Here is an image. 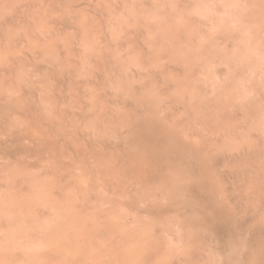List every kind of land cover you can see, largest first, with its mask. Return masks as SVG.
Returning a JSON list of instances; mask_svg holds the SVG:
<instances>
[{
	"label": "rangeland",
	"instance_id": "rangeland-1",
	"mask_svg": "<svg viewBox=\"0 0 264 264\" xmlns=\"http://www.w3.org/2000/svg\"><path fill=\"white\" fill-rule=\"evenodd\" d=\"M42 1L43 0H5V1L0 0V6H1L0 7V97H1L0 102L2 104V102H4L5 99L7 101L9 100L8 103H6L7 101L5 100V104L4 103H3L4 105L2 104V109H3L2 111H1V104H0V112L3 113V114L0 113V115L2 114L0 116V119L1 118L3 119V120L1 119L2 123H4V125H6V129L8 128V131H5V133L8 135L11 132L14 134H16L18 132L21 133L22 132L21 130H23V126H24L23 131H25L26 133L29 132L28 135H30V133L33 131L31 136H34L33 134H36L37 131L39 130L38 132L42 133L44 135L43 137L44 138L46 137V139H48V137H49V140H51L55 137L56 141H58V142H56L54 149H56V151L60 150L61 153L59 151L56 152L53 149L52 151H54V153L50 151V153L47 154L48 156L46 155V157H48V159L50 157L49 155H52L50 160H46V158H44L39 162L36 160V158H37V156H35L36 154L33 153V151L36 152V148L34 149V147H36V146H34V144L31 146V149H33V150L29 149V150H31L30 151L31 153L29 151H25V150L22 151L23 149L21 150L20 148L16 149V148H14V146H13V148H14V151H13L12 150L13 148H11L12 146H10V145L8 146V144H6L8 147H10V149L8 148V150H7V148H6L7 146L6 147L2 146L4 143L1 145L0 150L2 152H0V153L1 154L3 153L5 156L3 155V158L1 159L2 155L0 154V156H1L0 160H3V161L9 160L7 162H9V163L12 162V165H9V163H8V165L10 166L9 167L8 165H6L7 162L5 161V162H3V166H2L1 165L2 163L0 162V166L2 168L1 170L3 171L2 172L0 170V175H1L0 179L2 180V183H0V206H1L0 209H1L2 213H0V214L2 216V220L5 218L3 220V223H2L1 222V216H0V222H1L0 227H3L2 225H4V227H5L4 222L7 221L8 222V224H6L7 229L3 228L6 231H8V228L9 229L12 228V230L14 228L18 229L19 227L22 229L24 228V230H25L24 232L20 229H19L20 231L17 230L18 234L16 232V229L13 230V232L15 231V233H12L11 230H9V232H11L13 236L16 234L21 235V236H19L18 239L20 240V238H22L19 241L22 243H18V240L16 239L17 242L14 245V238L12 235L10 236L11 233H9V236L12 237L13 241L11 240V238H8V232L5 231L6 234L4 233L5 234L4 235L3 234L4 230L2 228H0V231L1 230L3 231V232L1 231L2 236L7 235V237H5V238L7 240L6 242L9 245L8 246L9 249H13V247H14L15 251H16L17 247H15V246L17 243H18L17 245L21 246V249H24L25 245H27L30 242L33 244V240L37 239L38 243H36L37 240L36 241L34 240L36 243V244L34 243V246L38 245V244L40 245L42 242V244L40 246L39 245L38 246L41 249H43L44 251L46 248L47 252H44L43 250H40V248L37 249V247H35V249H37L38 251L36 252V250L34 249L36 254H33L35 252L30 250V249H32L31 248L32 246L27 245V248L28 247L30 248L29 249L30 252L28 253V249L25 248L27 251L23 250V253L27 255V254H31V252H33L32 253L33 256H35V255H38V256H36L34 258L32 256L30 257V255L29 256L25 255L23 257V253H21V251H18L19 253H17V251H16V253H15V251H13L14 250L13 249L12 250L13 253L10 252V250L8 251V253L9 252H10V254L12 253L11 254L12 257H11L7 252H6L7 255L4 253L5 251H7V249H5V251H4V249L1 250V248H0V261H1V258L4 256L2 261L4 260L6 262H4L3 264H13V263L15 264V256L19 257V255H20V258H19L20 264L23 263V261H21V260H24V259L25 260H24L23 264H26V263L30 264V262H31L30 259L33 260L31 262L33 264H34V262L36 264L37 261H38V264L39 263L41 264L42 261H43L42 264L43 263L44 264H57V263L58 264H87V263L88 264H106V263L113 264L115 262H116L115 264H118V263L119 264H121V263L122 264H129L128 262H130V264H141V263L142 264L143 263L148 264L149 262H150V264H154L155 262L157 264H186V263L187 264H218V263L219 264H241V263L242 264H247V263L249 264L250 263L249 259L252 261L253 257L252 256L250 257V255L248 256V254L245 256H242V255H244L246 248H244L245 247V246H243L244 244L242 245V247H243L242 248L239 243H241V242L243 243L245 241L246 235H248V236L250 235V232L246 231L248 229L247 222H249L250 220L253 221L252 223L250 222V224H254V223L256 224L258 220H260L259 223H261V224H263V222H264V221H261V218H260V216L262 217L264 215L263 211H259L258 218H260V219L255 218V217H257V214H258V208L263 207V209H264V195H263L264 194V190H263L264 182L261 181L264 178L259 180L261 177H264L262 174V173H264V170H262L264 168L262 166L260 168V166H259V164H260L259 158L263 159L261 156L259 157V155L262 153L263 157H264V153L259 151V150H262V148H264V146H263L264 142L262 143V141H264V139H263V137H264V130H263L264 129V45H263L264 44V0H258V1L257 0H251V1L250 0H236V1L235 0H233V1L232 0H225V1L217 0V2H216V0H208V1L207 0H191V1L190 0H170V1L169 0H163L165 2L169 1L168 3H164L162 0H153V1L151 0L150 2H148L149 0H144V1L140 0L141 5H140L139 0H134V1L132 0V2H130V0H108V1L107 0H97V1L93 0L94 5H93L92 0H85V1L84 0H48V1H50L49 4L51 3V4H53V6H51V4L48 6L47 0H46V2H45V0L43 2ZM183 1H185V2L183 3ZM200 1H202V2H200ZM5 2H7V3H5ZM32 2H34V3H32ZM136 2H138V3H136ZM152 2H153V4H152ZM218 2H221V3H218ZM85 3H86V5H85ZM95 3H96V5H95ZM129 3H130V5H129ZM143 3H146V4H143ZM161 3L165 4V5L164 4L162 5L163 8L161 6ZM180 3H182V4H180ZM200 3H202V6ZM212 3H213V5H212ZM215 3H216V5H215ZM40 4L42 6H40ZM131 4H134V5H132V7H131ZM137 4L140 7H137L138 6ZM142 4H143V6L150 8V10L148 8H145V7H144L145 8L144 9L142 7ZM147 4H148V6H147ZM183 4L185 6L182 9L181 5L183 6ZM92 5L94 6L93 7L94 9H92ZM154 5L155 6L157 5V6L155 7ZM193 5H194V7H193ZM255 5H257V6H255ZM25 6H27V9ZM43 6H45V7H43ZM149 6H151V7H149ZM167 6H169V7H167ZM174 6H176V7H174ZM179 6H180V8H179ZM195 6L197 8H195ZM125 7H127L128 9H131V10L129 11ZM135 7H137L139 10L136 9ZM154 7H155V9H153V13H151L150 11H152V8H154ZM203 7H205V8H203ZM257 7H259V8H257ZM44 8L47 11H45ZM117 8L119 10H117ZM140 8H141V10H140ZM156 8H158V9H156ZM198 8H200V9H198ZM213 8L215 9L216 12L214 11ZM95 9H96L97 13L96 12L93 13L95 11ZM110 9H111V11H110ZM121 9H123V10H121ZM165 9H166V11H165ZM169 9L172 12H170ZM190 9H192L193 14L190 13L191 12ZM209 9H211V10H209ZM227 9H229V10H227ZM16 10H17V12H16ZM91 10H94L93 12H91V14L93 13L92 14L93 16H91V14H89ZM142 10H143V12L141 13ZM145 10H147V11H145ZM154 10H155V13L157 15L154 13ZM157 10H158V12H157ZM186 10H187V12H189V14H186L187 13ZM196 10H198L199 13ZM208 11H209V13H208ZM33 12H34V14H33ZM116 12H118V13H116ZM129 12H130V15H128ZM202 12H204V13H202ZM136 13H138V14H136ZM158 13L159 14L161 13V15L164 16V18L161 17V15H159ZM167 13H169L168 14L169 17H168V15H166ZM215 13H216V16H215ZM27 14L29 15L28 17H27ZM139 14L142 16H137ZM150 14L153 15L152 20L150 18L151 17ZM154 14H155V16L159 15L160 18L155 17ZM224 14H226V16ZM35 15H36V18L34 17ZM45 15H47V16H45ZM119 15H120V17H119ZM37 16H38V18H37ZM78 16H79V18H78ZM94 16H96L98 18H96ZM145 16H146V18H144ZM121 17H123V18H121ZM153 17H154V19H153ZM166 17H168V18H166ZM188 17L190 18V20ZM138 18L140 19V21ZM186 18H187V20H186ZM207 18H208L209 22L207 21ZM233 18H234V21H233ZM157 19H158V21H157ZM161 19H162V21H161ZM203 19H204V21H203ZM209 19H211V20H209ZM135 20H136V22L143 25V27L145 26V29L152 25L151 26L152 28L151 27L150 28L153 31L152 30L148 31L149 28H148V30H145L144 28H140V26H139L140 24L138 25V23H136ZM143 20L146 21L145 22L146 25H145ZM166 20H168V21H166ZM183 20H184V22H183ZM26 21H28V22H26ZM65 21H66V24H65ZM156 21L158 24H161V25L157 26L158 24L156 23ZM223 22H224V24H223ZM125 23H126V25H125ZM134 23L136 24V26ZM162 23L163 24L166 23L167 25H168V23H170L171 25L170 24H169V26L164 25V26H167L166 28H164ZM194 23H195V25H194ZM209 23H211V24H209ZM148 24H149V26H148ZM215 24H217V25H215ZM109 25H110V27H109ZM172 25H175L174 30L171 29L173 27ZM196 25L198 27H196ZM228 25H229V27H227ZM134 26L136 28H138V31H137V29L133 28ZM155 26H157L158 28ZM161 26H163V27H161ZM170 26H172V27H170ZM56 27H57V30H56ZM180 27H182L181 30H180ZM183 27H184V29H183ZM231 27H233V28H231ZM160 28H161V30H160ZM132 29L136 30V31H132ZM141 29H143V30L141 31ZM144 30L146 32H144ZM107 31H108V33H107ZM154 31H155V33H154ZM171 31H173V33ZM184 31H185V33H184ZM132 32H134V34L135 33L136 34L134 35ZM151 32L154 35H152ZM157 32H160V33L157 34ZM177 32L182 34V35H177L178 34ZM208 32H210V33H208ZM127 33L129 34L128 36H131V34H132V37H134L133 40L135 38H138V39H135L136 41L134 40V42H136L137 44L130 43L133 40H131L132 37H130L131 39L128 38ZM140 33L142 35H140ZM169 33H171L170 36L172 39L168 36ZM175 34H176V36H175ZM216 34H217V36H216ZM207 35H208V37L209 36H211V37L208 38ZM44 36H47V37L45 38ZM138 36H140V37H138ZM179 36H182V37H179ZM41 37H43V38H41ZM125 37H127V40L129 39L130 42L125 41L126 40ZM157 37H158V39H157ZM119 38H121V39H119ZM160 38H161V40H160ZM181 38H184V41H182ZM193 38H194V40H193ZM45 39H46V41H45ZM96 39H97V41H96ZM140 39H142V40L140 41ZM153 39L155 40L154 45L159 46V48H157V46L153 45V41H154ZM164 39H165V42H164ZM170 39L173 42H171ZM179 39H181V40H179ZM189 39L192 41V44H190L191 41ZM210 39L213 41H211ZM84 40H86V41H84ZM137 40H138V42L139 41L140 42L138 43ZM159 40L161 43L158 42ZM41 41H42V43H41ZM120 41H121V43H120ZM145 41L147 42V44H149L151 42L149 44V46H151L150 47L151 49L149 48V46L146 43H143ZM181 41L183 42L182 44L179 43ZM128 42L130 43V44H128L129 46L127 45ZM169 42H171V44L174 43L175 45L170 44L171 45L170 46L169 44H166ZM193 42H194V44H193ZM196 43H197V45H195ZM237 43H238V46H237ZM132 44H134V47L130 46ZM142 44H145L146 46L145 45L142 46ZM177 44H178V46H177ZM185 44L187 45V47ZM136 45L139 46V49L141 47L142 50L140 49V51H139L137 49L138 46L136 47ZM164 45L166 48L163 47ZM167 45H169L170 49H168ZM188 45H191V46H188ZM201 45H203V47ZM211 45H214V47H212ZM227 45L230 48L233 47V48H231L232 50ZM180 46H181V48H180ZM130 47H132V48H130ZM144 47L146 48V51H145V49H143ZM152 47H154V48L156 47L155 51L153 50ZM207 47L209 49H207ZM191 48H193V49H191ZM196 48H198V49H196ZM210 48H211V51H210ZM239 48H241V49H239ZM157 49H159V51L161 50L160 53H159V51L157 52ZM225 49H226V51H225ZM151 50H153L154 52ZM168 50H170V51H168ZM178 50L181 52L183 50L182 54L178 55V53H179ZM133 51H136L137 54L134 53ZM141 51H143V52H141ZM148 52L149 53L152 52V54H151L152 56ZM156 52H157V54L158 53L159 54L157 55ZM138 53L140 55H141V53L146 54L143 56H146L147 59L145 57L138 55ZM199 53L200 54L205 53V55H200ZM176 54L178 55L177 57L175 56ZM161 55H162V57H161ZM169 55H170V57H172V60L170 59ZM148 56H149V59H148ZM154 56H156V57H154ZM158 56H160V57H158ZM166 56H168V57H166ZM232 56H234V57H232ZM106 57H108V58H106ZM191 57H193V58H191ZM244 57H245V59H244ZM142 58H144V59H142ZM164 58H167V59L164 60ZM177 58L179 61L177 60ZM96 59L98 60V62L96 61ZM102 61H104V63ZM96 62L99 65H97ZM148 64H150V65H148ZM175 64H177L176 67H175ZM235 65H236V67H235ZM243 65H244V67H243ZM99 66H101V67L99 68ZM171 66L173 69L176 68L175 71L177 73L172 72V71H174L173 69L170 70L171 68H169V67H171ZM104 67H105V69H104ZM157 67H159L160 69ZM167 68H168L167 72L170 71L169 77H168L169 74H167L165 72ZM222 68H224V69H222ZM185 69H186V71H184ZM154 71H155V73L161 72L160 76H162V75H165V76H162V78H161V77H159V74L157 76V73H156V76H157V79H156ZM181 71L183 72L182 74H181ZM234 71H236V72L234 73ZM163 72H165V73L163 74ZM173 73H175L174 74L175 76H173ZM178 73L181 75V76H179L180 78L176 77L178 75ZM171 76H173V78ZM151 77H153V78H151ZM160 78L163 80H161ZM169 80L171 83L173 82L172 84L174 86L170 83V87H166V85L169 86V82H167ZM179 81H180V83H179ZM181 82H182V84L184 83L185 86H184V84L182 85ZM4 83H6V84H4ZM213 84L215 87L213 86ZM227 84H228V86H227ZM176 85L178 86V88ZM171 86H172V88H171ZM175 86H176V88H175ZM161 87H162V89H161ZM182 87H185V89H183ZM223 88L227 91H225ZM199 89L202 91L203 94L201 93V91ZM233 89H234V91H233ZM210 92L212 94H210ZM237 92H239V93H237ZM229 93H230V95H229ZM232 93H233V95H232ZM5 94H7L8 99L4 96ZM244 94H246V95L244 96ZM201 95H202V97L203 96L204 97L201 98ZM214 97H215V99H214ZM222 97H223V99H222ZM2 98H4V100ZM207 98L210 101L212 100L211 101L212 103ZM10 100H12V101L10 102ZM220 101H222V104L223 103H225V104L222 105ZM190 104H191V106L192 105L193 106L191 107ZM212 104H213V106H212ZM6 105H8V106L6 107ZM11 105H12V107H11ZM198 105H202V106H198ZM244 105H245V107H244ZM45 106H47V107H45ZM217 106H218L219 110L222 109L224 106L226 111L225 110L224 111L223 110H220V111L217 110L218 114L216 111V112H214L215 115L212 114V116H211L210 115L211 112L215 111L217 109ZM219 106H220V108H219ZM221 106H222V108H221ZM228 106H230V107H228ZM246 106H248V107H246ZM5 107H6V110H5ZM42 107H43V109H42ZM226 107H228V108H226ZM10 108H12L13 110H11ZM208 108H209V110L207 111V113H203V111L206 112V110ZM210 108L212 109V111ZM44 109L47 112H45ZM186 109H187V111H186ZM189 109L192 111L190 112ZM229 109L232 112L229 111ZM233 109H234V112H236L238 114L237 118L235 117L236 113L233 112ZM4 110L6 111V113ZM8 110H11L10 113ZM252 110L254 112L256 111L255 112L256 116H252L255 114V113H253ZM42 111H44V112H42ZM228 111L230 112V115H229ZM26 112H28V113H26ZM171 112H172V114H171ZM177 112H179V113H177ZM201 112H202V114H201ZM208 112H210V113H208ZM220 112H221V114L219 115ZM226 112L228 113L229 117L231 116V118H232V115H235V116H233L234 123L236 120H238V117L241 116L240 117L241 119L239 118L240 120L238 121V123L237 122L235 123L237 126L235 124H231L233 122L232 121L233 118L231 119L228 117V115L224 114ZM245 112H246V114H245ZM251 112H252V115H251ZM7 113L9 115H13V116L10 117L9 115H7ZM13 113H15V114H13ZM199 113H200V115H199ZM240 113H241V115H240ZM23 114L25 116H27V118L28 117L29 118L27 119L26 117L23 116ZM47 114L50 118L47 116ZM186 114L188 117L186 116ZM4 115H5V117H4ZM20 115L22 118L24 117L23 119L26 118L27 120H23L22 118H20ZM182 115H185V116H182ZM189 115H190L192 120L190 119ZM250 115H251V119H249L250 121H252L253 118L257 117L251 123L248 120V118H250L249 117ZM54 116H55V118H54ZM201 116H204V117H201ZM213 116H215V117H213ZM218 116L219 117L223 116V117L229 118V119L225 120L226 118L222 117L221 120L222 121L224 120L225 122L230 120L229 122H231V123L228 124L226 122L224 124V121L223 122L221 121L223 123V125L225 126V127H223L222 123L219 122L220 119L218 118ZM15 117H17V118H15ZM170 117H172V118H170ZM182 117L184 119H186L187 121L184 120ZM206 117H207V119H206ZM209 117L213 120V122L210 121L213 124H216V123H214L215 120L213 118H217L216 121H218L219 124L221 123L220 126H222V128L219 127V125L217 126V124L214 127L213 124L209 122V120H211V119H208ZM18 118H19V120H18ZM187 118L189 119V121ZM193 118L196 120L198 119L197 121H199V122H196L195 120H193ZM203 118H205V121L203 120ZM43 119H44V123H46L45 120H47L48 121L47 123H49V124H45L46 125L45 126L43 124V122L41 123L40 121H42ZM148 119H149V121H148ZM242 119L246 121L247 125H245V123L242 124V121H243ZM35 120H36V123L38 121L39 122L37 124H35V122H34ZM57 120L60 121L59 122L60 124H58ZM181 120L185 121V123L188 122L189 126L187 125V123L183 124V122ZM207 120H208L209 125H207V127H205L206 126L205 124H207ZM3 121H5L6 123ZM11 121L13 122L14 125L12 124ZM29 121L33 122L32 123L33 126L31 125V123ZM139 122H141L140 126H142V124L145 125V123L147 125L151 124L150 126H153L152 123H154V125L156 127L159 125L157 128L155 126L152 128V130L154 129L152 132L153 134H157V133L161 134L163 136V140H165V141L162 140V149H164V150H161V151L159 150V152H160V153L158 152L159 156L157 155V153L154 156L151 155L147 150L142 149L140 147V145H137L136 144L137 142H135V140H133V139H135V136L137 135V132H135V130L137 129L136 131H138V128H140V126L138 124ZM178 122L182 123L183 125L179 124ZM190 122H192L191 125H190ZM240 123L243 125V127L245 126L248 130L244 127L246 130L245 131L244 128H242V125ZM249 123H250V125H249ZM252 123H254V124H252ZM9 124L11 126H9ZM28 124H30V125H28ZM39 124H40V126H39ZM4 125L3 124L0 125V127H1L0 130H3ZM20 125H22V126H20ZM25 125L28 126V127H26V129H25ZM48 125H49V127H48ZM228 125H230V126L234 125L236 127H240L241 130L239 128L238 129L239 131H238L236 127L232 128L233 126H231L230 127L232 129V130L230 129V131L232 132L231 133L229 131V129L226 130L227 128H229ZM253 125H254V127H252ZM12 126L13 127L16 126L17 130H16V128H13ZM30 126L32 127L31 129H30ZM137 126H139V127H137ZM176 126H177V128H176ZM180 126H182V127H180ZM202 126L204 128V131H203ZM209 126H211L213 128L214 132L212 133V135H211L212 128ZM258 126H260V127H258ZM18 127H21V128H18ZM42 127L45 128L44 131L47 133H43ZM47 127L49 128L48 131H47ZM56 127L59 128L61 130V132H58V129H55ZM208 127L211 128L210 131H209ZM216 127L218 128V130ZM50 128L52 131H55L56 134H55V132H53L54 134H52ZM182 128H183V130H182ZM194 128L198 131L195 132ZM4 129H5V127H4ZM19 129L21 132L19 131ZM186 129L189 132V134L191 133L190 135L188 134L187 131H185ZM251 129H252V131H250ZM12 130H14L15 132ZM205 130H206V132H209V133H206ZM216 130H217V132H219V130L220 131L223 130V131H221V134H220V132L219 133L215 132ZM254 130L256 132H258V134L256 132H254ZM159 131H161V132H159ZM25 132H24V135H26ZM200 132H204L203 133L204 135L202 133L200 135ZM222 132H225L224 133L225 135H223ZM39 133L36 135H40ZM57 133H58V139L59 140L57 139ZM215 133H217V134H215ZM238 133H241V136H238V135H240ZM254 133L256 134V137L259 136L258 137L259 141L256 139V137H254ZM51 134L54 136L51 137L52 136ZM206 134H208V135L210 134V135L208 136ZM219 134L222 136V139L224 136H226V134H227V136L229 135L228 137H224V139H229L228 141L231 144H228L227 140H223L224 142H222L223 143L222 144L223 146H222L220 143L221 137H218V136H220ZM22 135H23V133H22ZM164 135L165 136L167 135L168 137H170V139H167V136L165 139ZM213 135L214 136L216 135V137H214ZM181 136H183V137H181ZM201 136H204V137L207 136L205 139L206 141L204 140V137H201ZM231 136L233 137L234 140L232 139ZM250 136H252V137H250ZM261 136H263V137H261ZM174 137H175V140H174ZM209 137H210V140H207V139H209ZM238 137H239V139H238ZM242 137H243V139H242ZM249 137L251 140L249 139ZM172 139L174 140V143L178 144V148L176 145L173 144ZM212 139H214V141ZM254 139L256 141H258V142L255 141L256 142L255 144H254ZM132 140L134 141V143ZM166 140L167 141L169 140V141L167 142ZM181 140H183V141H181ZM211 140L214 143H210V142H212ZM260 140H262V141H260ZM166 142L169 145V147H167L168 145L165 144ZM170 142L174 145V147L170 146ZM178 142L179 143L181 142V143L179 144ZM202 142H203V144H202ZM205 142H207V143H205ZM215 142L218 143V145ZM259 142H261L262 145H260ZM132 143H133V146H132ZM163 144H165V146ZM181 144H183L185 147ZM204 144L205 145L207 144V146H205ZM208 144H210V145L215 144V145L210 146ZM224 144H225L226 148H223ZM227 144H228V146H230V145H232V146L228 147V146H226ZM251 144H252V146H251ZM257 144H259L260 146ZM219 145H221L220 148H217V147H219ZM255 145H257L256 146L257 148L255 147ZM57 146H60V147H58L59 149H57ZM134 146L136 149L139 146V148L141 149V152L139 153L140 149L136 150L134 148ZM163 146H164V148H163ZM242 146H244V147H242ZM249 147L251 149H252V147H255V148H253V150L251 151ZM260 147H262V148H260ZM165 148L167 150L168 149L169 150L167 151V150H165ZM175 148L177 149L178 153L175 150ZM179 148L182 151H179L178 150ZM258 148H260V149H258ZM5 149H6V151L3 152V150H5ZM18 149H20L21 152L18 151ZM173 149L176 152L174 151L175 156H173V160H172L169 157L171 155L170 151L171 150L173 151ZM187 149L190 151H188ZM240 149H241V152H243V154L240 153ZM246 149L248 150V152H247L248 154L254 153L253 154L254 156H255V153L257 154V152H259L258 156L256 155V157H254L257 160L254 159L252 157V155L251 156L249 155L250 158L252 157V159H254V161H257L256 163H258V166L256 165V163H254L253 160L247 158L248 154H247V156L242 157L243 155H246L245 154ZM254 149H255V151H254ZM256 149H258V150H256ZM9 150H11L13 153L11 151H10V153H8ZM142 150H143V152H142ZM135 151H138L137 153H139V155L136 154V156H135V153H136ZM145 151L147 152L148 155L150 154L149 155L150 157L147 154L145 155V153H144ZM165 151H166V154H168L167 155L168 157L164 156V158H163V154L165 153ZM55 152L58 153V156L61 157V158L60 157L57 158V159H60V161L58 163H56L57 159H55V157H53L54 156L53 154H56ZM185 152H187V153L189 152L188 154L186 153V156L189 157L191 155L190 157L192 158L193 161H190L191 160V159H189L190 157L187 159V157L184 155ZM195 152L199 155H195ZM6 153L10 156L11 159H9V156ZM29 153H30V155H29ZM190 153H192L193 155ZM235 153H237V154L235 155ZM239 153H240V155H239ZM22 154H23V156H22ZM26 154H28L27 156H29L28 158L26 156L27 159H25ZM142 154H144V155H142ZM178 154H180L179 155L180 157H182V155H184L186 158H184V156H183L184 159L180 158V157L177 158ZM31 155L32 156L34 155V156L31 157ZM156 155H157L158 159L161 155L160 159L161 160L163 159V161H162V162H164L163 165H162V162L160 161V159L158 160L156 158ZM235 156L237 158H239V159H237V161H239V160L242 161L241 164H240V161L235 162L236 161ZM239 156H241V157H239ZM217 157L219 159H216ZM220 157H222V160L220 159ZM32 158H34V159H32ZM147 158L149 159V161L145 160ZM168 158L170 159V163H168V160H169ZM175 158L178 160L180 158L183 162L185 161L184 163H186V165L181 164L182 163L181 160H179L180 161V163H179ZM241 158H243V160L245 158L248 160H251L249 162L252 165V167L246 168V165L248 164V166H250V164H249V162L247 163L246 161H244L245 162L244 163ZM150 159H152V160H150ZM212 159H214V160H212ZM232 159H234V160H232ZM39 160H40V158H39ZM136 160H137V162H136ZM144 160L147 161L149 164L147 162H145ZM175 160H176V162H175ZM187 160L191 162L190 164L192 166L188 167V165H190V164H188ZM194 160H197V161H194ZM217 160H219L217 162L218 165L216 164ZM28 161L32 162L31 163L32 165ZM43 161H44V163H43ZM151 161H154V162L152 163ZM173 161L175 162V164H173ZM202 161H204V162H202ZM233 161L236 164H234ZM262 161L263 162H261V165L264 166V164H262V163H264V159ZM38 162H39V164H38ZM130 162H132L133 165L130 164ZM210 162L213 163L214 165L212 166V164H210ZM25 163H27L28 165L26 164L24 166ZM144 163L147 166H149L150 164L151 165L149 167H147ZM220 163H221V165H220ZM226 163H227V165H226ZM34 164H36L37 166L39 165L38 166L39 168L36 165L34 166ZM42 164L44 165V168H43ZM153 164H155V165H153ZM208 164L212 168L207 167V169H208L207 170L205 168ZM223 164H225V165H223ZM229 164H231V165L229 166ZM242 164H243L244 168L242 167ZM4 165H5V167H4ZM159 165L162 167L161 168L158 167ZM233 165L234 166L236 165V166L234 167ZM6 166H8V168ZM27 166H31L33 168L30 169L31 167L27 168ZM237 166L238 167L240 166V168H238ZM45 167H47V169H48L46 172H44L46 170ZM236 167H237V170L238 169L241 170V167L245 171H247V169H248V172H244L243 169L240 171V172L245 173L246 177L244 174H239L240 172L236 170V172L238 174V176H237L235 174L236 173L235 172ZM256 167H257V169H255ZM23 168H24V172H23ZM42 168H43V170H42ZM145 168L147 169V171H145L146 170ZM189 168H191V169H189ZM192 168H193V170H192ZM200 168L202 169V171H200ZM228 169H229V171H228ZM259 169L262 171H260ZM195 170H198L200 172L196 173ZM231 170H232V172L230 173ZM250 170H253V171H251L252 175H251V172L249 173ZM257 170H259L258 173H260V174L256 173ZM154 171H156V174ZM191 171H193L195 173L193 174ZM47 172H50V174L44 175V174H47ZM53 172H55L57 175ZM145 172H148V173H146V175H145ZM150 172H151V174H150ZM222 172H223V174H222ZM246 173H248L249 175H247ZM221 174L223 175V177L220 176ZM224 174H225V176H227L226 178L224 177ZM230 174H232V175H230ZM229 175H230V180H228ZM259 175H260V178L257 177ZM146 176L147 177L150 176V177L146 178ZM231 176H233V177H231ZM251 176L253 177V180L256 183L253 180H251L252 178H249ZM203 177L204 178L206 177L207 183H206V180L203 179ZM219 177H221V178H219ZM235 177L238 180H234ZM239 177L242 178V179H240V181H239ZM243 177L245 178V180ZM256 177H257V180H256ZM199 178H201V179H199ZM222 178L226 179V182L228 181V184L227 183L225 184V181H223L224 179H222ZM246 178H249V179L246 180ZM231 179H232V183H231ZM202 180H203V182L201 183ZM248 180H249V183H248ZM3 181H4V183H3ZM28 181H29V183H27ZM250 181L252 183H250ZM198 182L201 186L198 185ZM241 182H243V183L241 184ZM245 182H246V184H245ZM216 183L218 184V187L220 186L219 189H218ZM260 183H263V184H260ZM205 184H207V186ZM232 184H233V186H232V190H231L230 186ZM244 184L248 188H246L244 186ZM249 184H251V185H249ZM256 184H257V186H255ZM242 185L244 186V188ZM247 185H249V186H247ZM259 185H261L262 187ZM202 186H204V187L206 186L205 188L210 187L208 189H211L210 192H213V193L210 194L208 189H205V191H204V187H202ZM241 186H242V188H241ZM195 187H196V189H195ZM236 187L239 189H237ZM258 187H259V190H258ZM260 187L262 188V190ZM13 188H17V189H13ZM39 188H40V191H38ZM193 188L195 189L196 193L199 192L198 194H196L194 192V196H196V197H194L193 194L190 193V192H192ZM198 188H200V190ZM202 188H203V191L205 192V194H201V193H204L201 191ZM214 188H216V189H214ZM224 188H226V190ZM235 188H236V190H235ZM187 189L190 191V192H188L189 194H187ZM227 189H228V191H227ZM206 190H207V192H206ZM239 190H240V193H238V195H237L234 191H239ZM244 190H249V192H244L246 195H244V193L241 194ZM35 191H36V193H35ZM53 191H55V192H53ZM253 191L255 192V194ZM262 191H263V193H262ZM52 192L54 193L53 196L55 198L52 197V195H51ZM231 192H232V194H231ZM251 192H253V194ZM55 193H56V195H55ZM250 193L253 195V197L255 199L258 198L256 200H259L261 203L260 204L258 201L259 205H261V206H258V203L255 200L256 201L255 203H257V205L255 204L256 206L254 205V207H255V210L257 212H252V213H255L254 215L251 213V211H255V210H253L254 207H253V203H252V202H254V198H253V201L251 199H249V198H251V197H249V196H251ZM186 194L188 195V197ZM206 194H207V196H206ZM209 194L211 195V197H208ZM230 194H231V196H230ZM247 194H249V195H247ZM38 195L39 196L41 195L42 197L41 196L38 197ZM189 195H191L190 198H189ZM198 195H199V197H201L202 195L206 196L207 199L212 198L211 199L212 201L216 198L214 201L216 203L220 202L219 203L220 208L218 207L219 204H216V203L213 204L214 201H213V203L212 202L210 203V199L209 200L206 199V202L208 201L210 204L208 202H207L208 204L206 202H204V203H201L202 205H200ZM232 195L234 197H237V196L241 197L242 195H244L241 198L244 199L245 197H247L248 202L246 200L244 201L242 199H238V197H237V199L234 200L233 203H231L232 199H235L234 197H232ZM235 195H237V196H235ZM256 195L258 197H256ZM259 195H260V197H259ZM8 197H9V199H8ZM47 197H49L50 199ZM191 197H193V198H191ZM37 198H39L40 201ZM42 198L46 199L48 201L46 202V200H43ZM196 198L198 199V201H196L197 200ZM222 198H223V200H222ZM259 198H261L263 200H261ZM51 199L55 203V205H54L55 208L52 205L54 203L51 201ZM238 200H241V202ZM56 201H58V202L56 203ZM224 201H226V202H224ZM237 201L240 203V206H239V203H236ZM10 202H12V203H10ZM249 202H251L252 204H250ZM9 203H10V205L14 203L13 205L15 207H13V205L11 207L9 205ZM170 203H172V204H170ZM182 203L185 205L187 210H185L186 208H184V210H183L182 207H184V206H182L183 205ZM205 203L207 204V207H205V205H206ZM229 203H231V204H229ZM6 204H8L9 207ZM44 204L46 205V208L44 207L45 206ZM49 204L51 206V207L49 206L50 208L48 207ZM173 204H175V205H173ZM211 204H212V206H211ZM234 204H236V205L234 206ZM2 205H3V207H2ZM30 205H32V207ZM42 205L45 208V210L47 209L46 211L43 210L44 209L43 207L41 208ZM165 205H167L166 208L164 207ZM168 205L169 206L172 205L174 208L171 209L170 207H168ZM214 205H215V207L218 205L217 208H219V209H222V210L224 209L223 211L226 212L225 214H228L227 216L233 214L231 217L233 218L235 223H233L234 225L233 224L231 225V227L229 228V231L232 230L231 233L233 234V238H235L233 240V245L234 246L236 245L235 247L232 245V243H230L227 246V248H226L227 250L226 249L219 250V248L217 247V243H218L217 236L211 230V225H209L205 219L206 215L209 214V211L211 213V211L213 210ZM243 205L245 206L243 208V210H245L244 212L242 211V208L240 210V207ZM246 205L248 206V209L246 208L247 207ZM156 206H157V209L159 211L163 208L165 213L161 210L162 212L160 211L161 214L159 215L160 212L159 211L156 212L157 211ZM203 206L205 207V209L203 208ZM5 207H6V209H3ZM7 207H8V209H7ZM158 207H160V209ZM200 207H202V208H200ZM222 207H224V208H222ZM256 207H258V208H256ZM35 208L37 209V211ZM48 208L53 210V212L49 211ZM14 209L16 210V213H15ZM58 209L61 211H58ZM134 209L137 211H134ZM165 209H168V210H165ZM169 209L171 210V212ZM199 209H201V210H199ZM202 209H204V211H207V212L205 213L204 211H202ZM3 210H5V211H3ZM8 210H9V212H8ZM56 210L58 212H56ZM152 210L154 211V213L152 212ZM181 210L184 212H182ZM235 210L237 211V214H238V212L240 213V211H242L241 215L237 216ZM249 210H250V212L248 213ZM259 210H261V209H259ZM11 211H13L15 213V216L13 215L14 216L13 218H12L13 212H11ZM40 211L41 212L43 211V213H39ZM233 211H235V212H233ZM10 212H11V214H9ZM37 212L39 213V215L43 221H44L43 217L45 218V216H48V218H49V216L51 215L50 216L51 219H47V217L45 218L46 219L45 222L47 223L46 224L44 222V224L46 225V226L44 225L45 227L43 225H41V224H43V221L40 220L41 218L39 217ZM155 212L157 215H154ZM198 212H200V213H198ZM261 212L263 213V215H261L262 214ZM17 213H20V214H17ZM34 213H36V216H34V217L37 218V215H38L39 218H37V220L39 219V221H41V224L39 222V224L36 225L38 227V230L36 232H39V230L41 231V229H42L41 226L46 228L48 225H51L52 224L51 221H53L54 226L61 223L59 225H61V227H62L61 229H64V231L62 230L63 232L60 230V226H56L55 230L53 229L54 226L52 228L49 227L50 228L49 231L51 232V235H53V233H52L53 231H55L56 233L58 231L60 232L58 234H56L54 232L55 237L53 238V236H52V239H54L53 243H52L53 240H50V239L48 240V238L51 235H48L49 237L46 235L47 233H49L47 231L48 228H47V230L43 229L44 232L46 230L45 233L42 231L39 234L36 233V234H38L36 237L35 231L32 232V230H36L37 227L34 228L35 226H33V224H31L30 222H29V226L31 225L30 226L31 228L27 227L28 224H26L27 226H25V223H27L28 221H34L32 223H37V220L35 218H34L35 220L31 219V217L33 218V216H31V215H35ZM52 213H57V214H55L56 216L61 215V219L58 216L59 220H57V222H56V220H54V219H57V217L53 214L54 217L52 220V216H53ZM149 213L150 214L152 213L153 215L152 214L150 215ZM190 213H192L193 215ZM201 213L206 214V215L203 214V216L205 215L204 218H203ZM2 214L5 216H3ZM244 214H247L248 216H250L249 217L250 220L248 217L245 218ZM41 215H43V217ZM247 215H245V216H247ZM8 216L10 217V219H12V221L8 219L9 218ZM16 216H19L20 218L19 217L16 218ZM22 216L23 217L26 216V217L22 218ZM252 216H254V217H252ZM239 217L241 219L244 217V220H245L244 224L241 227L239 226L241 229L243 228L242 230L240 229L241 231L240 230L237 231V229H236V226L239 229L238 225H236L238 223V221H240ZM251 217H252V219L255 218V220H257V221L255 222L254 220L251 219ZM14 218H16L15 219L16 221L15 220L13 221ZM26 218H27V220H26ZM263 218H264V216H263ZM247 219H248V221L246 222ZM48 220H51V221L49 222ZM60 220H61V222H60ZM58 221H59V223H58ZM18 222L21 223L22 227ZM23 222H24V224H23ZM55 223H57V224L55 225ZM245 223H246V225H245ZM16 224H17V226H16ZM77 225H79L80 227H78ZM245 226L247 228H245ZM101 227H103L104 229ZM78 228H81L80 231L79 230L77 231ZM85 228L87 230H85ZM90 228H91V231H93V232H90V230H89ZM93 228H95L96 231H94L95 229H93ZM244 228H245V231H244ZM27 229H28V234H27ZM29 229H32V230H29ZM51 229H53V231H51ZM57 229H58V231H57ZM98 229H100V230H98ZM105 229H106V232H105ZM81 230L83 231L84 236H83V233ZM21 231L23 232V234L28 235V236L23 235V237L25 236L24 237L25 239H23L22 234H20V233H22ZM29 231L32 233V235L34 233L33 237H32V235H30L31 233H29ZM101 231H102V233H101ZM79 232L81 233L82 239H81V237H79V235H80ZM86 232H88V233H86ZM90 233L91 234L94 233L95 235L99 234V235H97L99 238L92 234V236H95L98 239V241L96 240L95 237L94 238L91 237ZM247 233H249V234H247ZM138 234H139V236H138ZM239 234H240V236L237 239L236 236H238ZM29 235L31 237H29ZM39 235L41 236L40 237L41 241H39V239H38ZM152 235H154V236H152ZM241 235L244 239L241 238ZM2 236L0 234V242L3 241L2 244H4L6 242H4L5 239H3ZM43 236L45 237V239L47 237L46 240H48L47 241L48 243L45 241ZM56 236H58L60 239L59 238L57 239ZM144 236H145V238H144ZM28 237L31 240H28L29 239ZM88 237L90 240L88 239ZM139 237H141V238H139ZM179 237H181V238H179ZM7 238L10 239V241ZM77 238H78V240H77ZM149 238L150 239L153 238V239L150 240ZM187 238H189V239H187ZM247 238H246V240H247ZM84 239H85V242H84ZM119 239H120V241H119ZM138 239H139V241H137ZM240 239L243 241H241ZM24 240H25V242H23ZM55 240H58V241L61 240L60 241L61 243L59 242L61 245L58 243V241L56 242ZM86 240L88 241V243H86L87 242ZM113 240L119 242L120 244L117 243V245H115L116 242L114 243ZM140 240H142V241H140ZM144 240H145V242H144ZM11 241H12V243H10ZM26 241L28 243H26ZM63 241H65V242H63ZM131 241L134 244L131 243L130 245H128V243H130ZM238 241H240V242H238ZM50 242L52 243L53 246L50 245L51 244ZM74 242L76 243L77 246L75 245ZM93 242H95V243L92 244ZM141 242H143V243H141ZM7 243L4 245H7ZM24 243H25V245H24ZM43 243L49 244V245H44ZM54 243L55 244L57 243V244L54 245ZM78 243L81 245V247ZM90 243L93 246L88 245ZM149 244H150V247H148ZM180 244H182V245H180ZM10 245H13V247L12 246L10 247ZM126 245L129 246L128 248L131 247L132 250L131 249L129 250ZM137 245H139V248L137 247ZM179 245H180V248H179ZM186 245H188V246L186 247ZM237 245L239 247H241L242 249H245V250L242 251L241 248H239ZM0 246L2 247L3 245L0 244ZM55 246H56V249H55ZM67 246H68V248L71 247V249H67ZM87 246H89L88 247L89 250L87 249ZM132 246H134V247H132ZM8 247L5 246L4 248H8ZM22 247H24V248H22ZM47 247H50V248L48 249ZM74 247L76 250L73 249ZM115 247L117 249H115ZM121 247L124 248L123 249L124 251L127 250L125 254H122L123 250L120 249ZM144 247H146L147 249ZM18 248H20V247H18ZM18 248H17V250H18ZM57 248H58L59 252H58ZM79 248H80V250H79ZM233 248H236V249H233ZM21 249H19V250H21ZM240 250L242 251V253L243 252L244 253L242 254ZM1 251H3V253H1ZM81 251L83 254L81 253ZM131 251L133 252V254ZM168 251L171 254L168 253ZM38 252H41V255L42 254H44V255L41 256ZM218 252H220V253H218ZM230 252H232V253H230ZM115 253H117L118 257L116 256ZM137 253L139 255L141 253L142 255L139 256ZM216 253H218V254H216ZM86 254L89 256H86ZM162 254H164V255H162ZM226 254H227V256H226ZM233 255H235V256H233ZM239 255H240V257H239ZM47 256H48V258H50L49 260H48ZM95 256H97V257H95ZM115 256H116V258H115ZM141 256H142V258H140ZM247 256L250 258L248 259ZM18 257H16V260L18 259ZM26 257H28V258L26 259ZM86 257H88V259ZM220 257H221V259H220ZM225 257H226V260H225ZM5 258H8V259L12 258L11 262H10V259L8 261V259L5 260ZM41 258H42V260L40 261ZM105 258H107V259H105ZM130 258L132 259L133 262L130 260ZM151 258H152V263H151ZM182 258H184V259H182ZM28 259H29V261L27 262ZM37 259H39V260H37ZM92 259H93V263L91 261ZM101 259H103L104 262H102V261L100 262ZM142 259H143V261H142ZM178 259H180V260L178 261ZM12 260H14V261L12 262ZM35 260H37V261H35ZM128 260H130V261H128ZM145 260H146V262H145ZM153 260L155 262H153ZM163 260H165V261L163 262ZM2 261L0 262V264H2ZM110 262H112V263H110ZM18 263H19V260H17V264ZM251 263L253 264V262H251Z\"/></svg>",
	"mask_w": 264,
	"mask_h": 264
},
{
	"label": "bare ground",
	"instance_id": "bare-ground-1",
	"mask_svg": "<svg viewBox=\"0 0 264 264\" xmlns=\"http://www.w3.org/2000/svg\"><path fill=\"white\" fill-rule=\"evenodd\" d=\"M4 1H5V0H4ZM43 1H44V0H43ZM43 1H42V2H43ZM47 1H48V0H47ZM84 1H85V0H84ZM92 1H93V0H92ZM92 1H91V2H92ZM94 1H95V0H94ZM94 1H93V5H94ZM96 1H97V0H96ZM107 1H108V0H107ZM133 1H134V0H133ZM139 1H140V0H139ZM143 1H144V0H143ZM150 1H151V0H149L148 2H150ZM152 1H153V0H152ZM162 1H163V0H162ZM169 1H170V0H169ZM169 1H168V2H169ZM190 1H191V0H190ZM207 1H208V0H207ZM223 1H225V0H223ZM232 1H233V0H232ZM235 1H236V0H235ZM250 1H251V0H250ZM257 1H258V0H257ZM45 2H46V0H45ZM49 2H50V1L47 2V3H48V6L51 4V3L49 4ZM91 2H90V3H91ZM99 2H100V1H99ZM99 2H98V3H99ZM101 2H102V1H101ZM130 2H132V0H130ZM163 2H164V3H168V2H165V1H163ZM184 2H185V1H183V3H184ZM186 2H187V1H186ZM200 2H202V1H200ZM216 2H217V0H216ZM246 2H247V1H246ZM252 2H253V1H252ZM255 2H256V1H255ZM5 3H7V2H5ZM32 3H34V2H32ZM54 3H55V2H54ZM78 3H79V2H78ZM116 3H117V2H116ZM116 3H115V4H116ZM136 3H138V2H136ZM154 3H155V2H154ZM164 3H161V6H162ZM188 3H189V2H188ZM188 3H187V4H188ZM203 3H204V2H203ZM218 3H221V2H218ZM247 3H248V2H247ZM11 4H12V3H11ZM28 4H29V3H28ZM45 4H46V3H45ZM143 4H146V3H143ZM143 4H142V7L144 8L145 6H143ZM150 4H151V3H150ZM152 4H153V2H152ZM180 4H182V3H180ZM192 4H193V3H192ZM195 4H196V3H195ZM195 4H194V5H195ZM200 4H201V6H202V3H200ZM208 4H209V3H208ZM77 5H78V4H77ZM81 5H82V4H81ZM81 5H80V6H81ZM85 5H86V3H85ZM87 5H88V4H87ZM93 5H92V9H94V8H93V7H94ZM95 5H96V3H95ZM97 5H98V4H97ZM99 5H100V4H99ZM129 5H130V3H129ZM132 5H134V4H131V7H132ZM135 5H136V4H135ZM137 5H138V4H137ZM140 5H141V1H140ZM164 5H165V4H164ZM166 5H167V4H166ZM170 5H171V4H170ZM188 5H189V4H188ZM194 5H193V7H194ZM212 5H213V3H212ZM215 5H216V3H215ZM217 5H218V4H217ZM234 5H235V4H234ZM261 5H262V4H261ZM261 5H260V6H261ZM23 6H24V5H23ZM40 6H42V5L40 4ZM48 6H47V7H48ZM51 6H53V4H51ZM117 6H118V5H117ZM147 6H148V4H147ZM152 6H153V5H152ZM154 6H155V5H154ZM156 6H157V5H156ZM156 6H155V7H156ZM159 6H160V5H159ZM184 6H185L184 4H183V6L181 5L182 9L184 8ZM190 6H191V5H190ZM197 6H198V5H197ZM221 6H222V5H221ZM223 6H224V5H223ZM228 6H229V5H228ZM255 6H257V5H255ZM0 7H1V6H0ZM25 7H26V9H27V6H25ZM43 7H45V6H43ZM100 7H101V6H100ZM102 7H103V6H102ZM108 7H109V6H108ZM131 7H130V8H131ZM137 7H140V6L138 5ZM137 7H135V8L138 9ZM149 7H151V6H149ZM155 7L152 8V11H150L151 13H153V9H155ZM167 7H169V6H167ZM174 7H176V6H174ZM205 7H206V6H205ZM205 7H203V8H205ZM208 7H209V6H208ZM226 7H227V6H226ZM233 7H234V6H233ZM52 8H53V7H52ZM72 8H73V7H72ZM76 8H77V7H76ZM120 8H121V7H120ZM125 8H127V7H125ZM145 8H148V7H145ZM145 8H144V9H145ZM159 8H160V7H159ZM162 8H163V6H162ZM162 8H161V9H162ZM170 8H171V7H170ZM179 8H180V6H179ZM186 8H187V7H186ZM195 8H197V7L195 6ZM201 8H202V7H201ZM257 8H259V7H257ZM41 9H42V8H41ZM84 9H85V8H84ZM100 9H101V8H100ZM104 9H105V8H104ZM127 9H128V8H127ZM148 9L150 10V8H148ZM156 9H158V8H156ZM187 9H188V8H187ZM193 9H194V8H193ZM198 9H200V8H198ZM213 9H214V8H213ZM216 9H217V8H216ZM219 9H220V8H219ZM230 9H231V8H230ZM232 9H233V8H232ZM20 10H21V9H20ZM23 10H24V9H23ZM44 10H45V8H44ZM75 10H76V9H75ZM79 10H80V9H79ZM87 10H88V9H87ZM97 10H98V9H97ZM108 10H109V9H108ZM117 10H119V9L117 8ZM121 10H123V9H121ZM125 10H126V9H125ZM128 10L130 11L131 9H128ZM138 10H139V9H138ZM140 10H141V8H140ZM163 10H164V9H163ZM190 10H191L190 13H192V9H190ZM206 10H207V9H206ZM209 10H211V9H209ZM227 10H229V9H227ZM227 10H226V11H227ZM234 10H235V9H234ZM24 11H25V10H24ZM32 11H33V10H32ZM32 11H31V12H32ZM41 11H42V10H41ZM45 11H47V10H45ZM45 11H44V12H45ZM49 11H50V10H49ZM69 11H70V10H69ZM81 11H82V10H81ZM93 11H94V10H91L90 13H89V12H88V13L91 14V12H93ZM99 11H100V10H99ZM110 11H111V9H110ZM136 11H137V10H136ZM145 11H147V10H145ZM161 11H162V10H161ZM165 11H166V9H165ZM169 11H170V9H169ZM193 11H194V10H193ZM196 11L198 12V10H196ZM196 11H195V12H196ZM214 11H215V9H214ZM16 12H17V10H16ZM22 12H23V11H22ZM37 12H38V11H37ZM95 12H96V9H95V11H94L93 13H95ZM133 12H134V11H133ZM138 12H139V11H138ZM142 12H143V10L141 11V13H142ZM148 12H149V11H148ZM150 12H149V13H150ZM157 12H158V10H157ZM170 12H172V11H170ZM186 12H187V10H186ZM212 12H213V11H212ZM215 12H216V11H215ZM223 12H224V11H223ZM28 13H29V12H28ZM88 13H87V14H88ZM93 13H92V14H93ZM96 13H97V12H96ZM98 13H99V12H98ZM101 13H102V12H101ZM116 13H118V12H116ZM126 13H127V12H126ZM141 13H140V14H141ZM154 13H155V10H154ZM198 13H199V12H198ZM202 13H204V12H202ZM208 13H209V11H208ZM213 13H214V12H213ZM224 13H225V12H224ZM33 14H34V12H33ZM38 14H39V13H38ZM46 14H47V13H46ZM78 14H79V13H78ZM92 14H91V16H93ZM124 14H125V13H124ZM132 14H133V13H132ZM136 14H138V13H136ZM140 14L137 15V16H142V15H140ZM155 14H156V13H155ZM155 14H154V16H155ZM158 14H159V13H158ZM168 14H169V13H167L166 15H168ZM186 14H189V12H187ZM192 14H193V13H192ZM230 14H231V13H230ZM230 14H229V15H230ZM30 15H31V14H30ZM42 15H43V14H42ZM71 15H72V14H71ZM81 15H82V14H81ZM95 15H96V14H95ZM97 15H98V14H97ZM102 15H103V14H102ZM128 15H130V12H129ZM143 15H144V14H143ZM150 15H151V14H150ZM156 15H157V14H156ZM159 15H161V13H160ZM159 15H158V16H155V17H159ZM172 15H173V14H172ZM176 15H177V14H176ZM202 15H203V14H202ZM220 15H221V14H220ZM220 15H219V16H220ZM224 15L226 16V14H224ZM224 15H223V16H224ZM232 15H233V14H232ZM19 16H20V15H19ZM28 16H29V15L27 14V17H28ZM31 16H32V15H31ZM45 16H47V15H45ZM131 16H132V15H131ZM134 16H135V15H134ZM152 16H153V15H151V17H150L151 20H152ZM170 16H171V15H170ZM189 16H190V15H189ZM192 16H193V15H192ZM199 16H200V15H199ZM210 16H211V15H210ZM215 16H216V13H215ZM227 16H228V15H227ZM230 16H231V15H230ZM15 17H16V16H15ZM34 17L36 18V15H35ZM72 17H73V16H72ZM86 17H87V16H86ZM94 17H96V16H94ZM114 17H115V16H114ZM119 17H120V15H119ZM125 17H126V16H125ZM161 17L164 18V16H162V15H161ZM168 17H169V15H168ZM168 17H166V18H168ZM178 17H179V16H178ZM178 17H177V18H178ZM203 17H204V16H203ZM231 17H232V16H231ZM231 17H230V18H231ZM18 18H19V17H18ZM32 18H33V17H32ZM32 18H31V19H32ZM37 18H38V16H37ZM75 18H76V17H75ZM78 18H79V16H78ZM90 18H91V17H90ZM96 18H98V17H96ZM112 18H113V17H112ZM121 18H123V17H121ZM135 18H136V17H135ZM135 18H134V19H135ZM141 18H142V17H141ZM144 18H146V16H145ZM159 18H160V17H159ZM163 18H162V19H163ZM182 18H183V17H182ZM188 18H189V17H188ZM193 18H194V17H193ZM195 18H196V17H195ZM200 18H201V17H200ZM208 18H209V17H208ZM208 18H207V21H208ZM211 18H212V17H211ZM215 18H216V17H215ZM230 18H229V19H230ZM45 19H46V18H45ZM93 19H94V18H93ZM132 19H133V18H132ZM138 19H139V18H138ZM153 19H154V17H153ZM155 19H156V18H155ZM162 19H161V21H162ZM216 19H217V18H216ZM218 19H219V18H218ZM41 20H42V19H41ZM81 20H82V19H81ZM96 20H97V19H96ZM100 20H101V19H100ZM145 20H146V19H145ZM170 20H171V19H170ZM174 20H175V19H174ZM186 20H187V18H186ZM189 20H190V18H189ZM209 20H211V19H209ZM221 20H222V19H221ZM223 20H224V19H223ZM8 21H9V20H8ZM17 21H18V20H17ZM24 21H25V20H24ZM43 21H44V20H43ZM105 21H106V20H105ZM111 21H112V20H111ZM139 21H140V19H139ZM143 21H144V20H143ZM154 21H155V20H154ZM157 21H158V19H157ZM157 21H156V23H157ZM159 21H160V20H159ZM166 21H168V20H166ZM171 21H172V20H171ZM191 21H192V20H191ZM203 21H204V19H203ZM212 21H213V20H212ZM231 21H232V20H231ZM233 21H234V18H233ZM26 22H28V21H26ZM116 22H117V21H116ZM116 22H115V23H116ZM131 22H132V21H131ZM135 22H136V20H135ZM145 22H146V21H144V23H145ZM169 22H170V21H169ZM180 22H181V21H180ZM183 22H184V20H183ZM195 22H196V21H195ZM201 22H202V21H201ZM208 22H209V21H208ZM214 22H215V21H214ZM214 22H213V23H214ZM29 23H30V22H29ZM120 23H121V22H120ZM126 23H127V22H126ZM126 23H125V25H126ZM132 23H133V22H132ZM132 23H131V24H132ZM136 23H138V22H136ZM166 23H167V22H166ZM166 23H164V24L162 23L163 26H164V25H167ZM172 23H173V22H172ZM196 23H197V22H196ZM216 23H217V22H216ZM33 24H34V23H33ZM55 24H56V23H55ZM65 24H66V21H65ZM113 24H114V23H113ZM118 24H119V23H118ZM134 24H135V23H134ZM139 24H140V23H138V25H139ZM151 24H152V23H151ZM157 24H158V23H157ZM169 24H170V23H168L167 26H169ZM200 24H201V23H200ZM202 24H203V23H202ZM209 24H211V23H209ZM219 24H220V23H219ZM223 24H224V22H223ZM232 24H233V23H232ZM34 25H35V24H34ZM127 25H128V24H127ZM145 25H146V23H145ZM154 25H155V24H154ZM159 25H161V24H158L157 26H159ZM170 25H171V24H170ZM176 25H177V24H176ZM179 25H180V24H179ZM182 25H183V24H182ZM194 25H195V23H194ZM203 25H204V24H203ZM215 25H217V24H215ZM135 26H136V24H135ZM135 26H134L133 28L137 29V31H138V28H136ZM139 26H140V28H144V29H145V26L143 27V25H141V24H140ZM139 26H138V27H139ZM141 26H142V27H141ZM148 26H149V24H148ZM151 26H152V25H151ZM151 26H150V27H151ZM157 26H155V27H157ZM163 26H161V27H163ZM167 26H164V28H166ZM172 26H173V27H172ZM172 26H170V27H172L171 29L174 30V28H175L174 26H175V25H172ZM187 26H188V25H187ZM207 26H208V25H207ZM220 26H221V25H220ZM41 27H42V26H41ZM109 27H110V25H109ZM112 27H113V26H112ZM150 27H148L149 30H148V28H146L145 30H148V31L152 30V29H151L152 27H151V28H150ZM153 27H154V26H153ZM170 27H169V28H170ZM196 27H198V26L196 25ZM201 27H202V26H201ZM212 27H213V26H212ZM227 27H229V25H228ZM140 28H139V29H140ZM157 28H158V27H157ZM181 28H182V27H180V30H181ZM187 28H188V27H187ZM206 28H207V27H206ZM220 28H221V27H220ZM231 28H233V27H231ZM34 29H35V28H34ZM52 29H53V28H52ZM60 29H61V28H60ZM183 29H184V27H183ZM190 29H191V28H190ZM197 29H198V28H197ZM200 29H201V28H200ZM200 29H199V30H200ZM213 29H214V28H213ZM217 29H218V28H217ZM224 29H225V28H224ZM56 30H57V27H56ZM142 30H143V29H141V31H142ZM145 30H144V32H146ZM160 30H161V28H160ZM178 30H179V29H178ZM180 30H179V31H180ZM187 30H188V29H187ZM187 30H186V31H187ZM201 30H202V29H201ZM201 30H200V31H201ZM203 30H204V29H203ZM222 30H223V29H222ZM228 30H229V29H228ZM41 31H42V30H41ZM52 31H53V30H52ZM132 31H136V30H133V29H132ZM152 31H153V30H152ZM162 31H163V30H162ZM167 31H168V30H167ZM176 31H177V30H176ZM205 31H206V30H205ZM209 31H210V30H209ZM226 31H227V30H226ZM43 32H44V31H43ZM105 32H106V31H105ZM105 32H104V33H105ZM139 32H140V31H139ZM171 32L173 33V31H171ZM182 32H183V31H182ZM182 32H181V33H182ZM190 32H191V31H190ZM212 32H213V31H212ZM235 32H236V31H235ZM34 33H35V32H34ZM107 33H108V31H107ZM129 33H130V32H129ZM132 33L134 34V32H132ZM137 33H138V32H137ZM151 33H152V32H151ZM151 33H150V34H151ZM154 33H155V31H154ZM158 33H160V32H157V34H158ZM177 33H178V32H177ZM184 33H185V31H184ZM184 33H183V34H184ZM192 33H193V32H192ZM208 33H210V32H208ZM208 33H207V34H208ZM215 33H216V32H215ZM35 34H36V33H35ZM38 34H39V33H38ZM135 34H136V33H135ZM135 34H134V35H135ZM138 34H139V33H138ZM138 34H137V35H138ZM143 34H144V33H143ZM148 34H149V33H148ZM170 34H171V33H169L168 36L171 38ZM201 34H202V33H201ZM217 34H218V33H217ZM217 34H216V36H217ZM101 35H102V34H101ZM104 35H105V34H104ZM128 35H129V34L127 33V36H128ZM134 35H133V36H134ZM137 35H136V36H137ZM140 35H142V34L140 33ZM152 35H154V34L152 33ZM162 35H163V34H162ZM177 35H182V34L178 33ZM188 35H189V34H188ZM188 35H187V36H188ZM225 35H226V34H225ZM228 35H229V34H228ZM35 36H36V35H35ZM124 36H125V35H124ZM136 36H135V37H136ZM164 36H165V35H164ZM172 36H173V35H172ZM175 36H176V34H175ZM191 36H192V35H191ZM195 36H196V35H195ZM39 37H40V36H39ZM44 37L46 38L47 36H44ZM130 37H132V34H131V36H128V38H130ZM138 37H140V36H138ZM141 37H142V36H141ZM152 37H153V36H152ZM179 37H182V36H179ZM179 37H178V38H179ZM189 37H190V36H189ZM192 37H193V36H192ZM197 37H198V36H197ZM207 37H208V35H207ZM210 37H211V36H209L208 38H210ZM214 37H215V36H214ZM41 38H43V37H41ZM85 38H86V37H85ZM102 38H103V37H102ZM125 38H126L125 41H129V39L127 40V37H125ZM133 38H134V37H132V39H131V38H130V39L133 40ZM154 38H155V37H154ZM195 38H196V37H195ZM220 38H221V37H220ZM233 38H234V37H233ZM119 39H121V38H119ZM135 39H138V38H135ZM135 39H134V40H135ZM157 39H158V37H157ZM157 39H156V40H157ZM162 39H163V38H162ZM171 39H172V38H171ZM171 39H170V41H171ZM176 39H177V38H176ZM176 39H175V40H176ZM181 39H182V41H184V38H181ZM181 39H179V40H181ZM198 39H199V38H198ZM215 39H216V38H215ZM227 39H228V38H227ZM134 40H133L132 42H130V41H129V42H130V43H135V44H137L136 42H134ZM141 40H142V39H140V41H141ZM153 40H154V39H153ZM153 40H152V41H153ZM160 40H161V38H160ZM160 40H159L158 42H160ZM189 40H190V39H189ZM193 40H194V38H193ZM210 40H211V39H210ZM228 40H229V39H228ZM233 40H234V39H233ZM45 41H46V39H45ZM47 41H48V40H47ZM84 41H86V40H84ZM96 41H97V39H96ZM101 41H102V40H101ZM135 41H136V40H135ZM140 41H139V42H140ZM146 41H147V40H146ZM146 41L143 42V43H146V44H147L148 41H147V42H146ZM150 41H151V40H150ZM150 41H149V42H150ZM162 41H163V40H162ZM166 41H167V40H166ZM182 41L179 42V43L182 44V43H183ZM185 41H186V40H185ZM187 41H188V40H187ZM190 41H191V40H190ZM211 41H213V40H211ZM229 41H230V40H229ZM129 42L127 43V45L130 44ZM137 42H138V40H137ZM139 42H138V43H139ZM154 42H155V40L153 41V45L155 44ZM164 42H165V39H164ZM171 42H173V41H171ZM171 42L166 43V44H169V45H170ZM175 42H176V41H175ZM206 42H207V41H206ZM41 43H42V41H41ZM94 43H95V42H94ZM120 43H121V41H120ZM150 43H151V42H150ZM150 43H149V44H150ZM160 43H161V42H160ZM177 43H178V42H177ZM185 43H186V42H185ZM188 43H189V42H188ZM197 43H198V42H197ZM197 43H196L195 45H197ZM200 43H201V42H200ZM210 43H211V42H210ZM221 43H222V42H221ZM125 44H126V43H125ZM149 44H147V45L149 46ZM158 44H159V43H158ZM162 44H163V43H162ZM164 44H165V43H164ZM166 44H165V45H166ZM186 44H187V43H186ZM186 44H185V45H186ZM190 44H192V41L190 42ZM193 44H194V42H193ZM232 44H233V43H232ZM121 45H122V44H121ZM123 45H124V44H123ZM138 45H139V44H138ZM138 45H136V47H137ZM140 45H141V44H140ZM143 45H145V44H142V46H143ZM159 45H160V44H159ZM165 45H164L163 47H165ZM169 45H167V46H168V49H170V48H169ZM171 45H175V44L173 43V44H171ZM171 45H170V46H171ZM183 45H184V44H183ZM239 45H240V44H239ZM263 45H264V44H263ZM54 46H55V45H54ZM58 46H59V45H58ZM128 46H129V45H128ZM130 46H133V47H134V44H132V45H130ZM145 46H146V45H145ZM154 46H157V45H154ZM177 46H178V44H177ZM181 46H182V45H181ZM181 46H180V48H181ZM188 46H191V45H188ZM201 46L203 47V45H201ZM211 46L214 47V45H211ZM219 46H220V45H219ZM223 46H224V45H223ZM227 46H228V45H227ZM231 46H232V45H231ZM237 46H238V43H237ZM245 46H246V45H245ZM52 47H53V46H52ZM136 47H135V48H136ZM150 47H151V46H149V48H150ZM186 47H187V45H186ZM221 47H222V46H221ZM228 47H229V46H228ZM235 47H236V46H235ZM57 48H58V47H57ZM130 48H132V47H130ZM149 48H148V49H149ZM152 48H153V50L155 51V48H156V47H155V48L152 47ZM157 48H159V46H157ZM165 48H166V47H165ZM178 48H179V47H178ZM229 48H230V47H229ZM231 48H233V47H231ZM231 48H230V49H231ZM236 48H237V47H236ZM58 49H59V48H58ZM125 49H126V48H125ZM127 49H128V48H127ZM133 49H134V48H133ZM133 49H132V50H133ZM137 49H138L139 51H140V49L142 50L141 47H140V49H139V46H138ZM143 49H145V51H146V48H145V47H144ZM150 49H151V48H150ZM160 49H161V48H160ZM163 49H164V48H163ZM171 49H172V48H171ZM191 49H193V48H191ZM196 49H198V48H196ZM207 49H209V48L207 47ZM220 49H221V48H220ZM239 49H241V48H239ZM134 50H135V49H134ZM153 50H151V51H153ZM161 50H162V49H161ZM161 50H160V51H161ZM214 50H215V49H214ZM231 50H232V49H231ZM231 50H230V51H231ZM59 51H60V50H59ZM59 51H58V52H59ZM84 51H85V50H84ZM136 51H137V50H136ZM136 51H133V52L136 53ZM148 51H149V50H148ZM154 51H153V52H154ZM158 51H159V49H157V52H158ZM160 51H159V53H160ZM168 51H170V50H168ZM174 51H175V50H174ZM176 51H177V50H176ZM178 51H179V50H178ZM191 51H192V50H191ZM206 51H207V50H206ZM206 51H205V52H206ZM210 51H211V48H210ZM225 51H226V49H225ZM243 51H244V50H243ZM52 52H53V51H52ZM137 52H138V51H137ZM141 52H143V51H141ZM157 52H156V54H157ZM162 52H163V51H162ZM165 52H166V51H165ZM171 52H172V51H171ZM180 52H181V51H179V53L177 52L178 55H179V54H182L183 50H182L181 53H180ZM194 52H195V51H194ZM86 53H87V52H86ZM148 53H149V52H148ZM159 53H158V54H159ZM189 53H190V52H189ZM201 53H202V52H201ZM229 53H230V52H229ZM234 53H235V52H234ZM91 54H92V53H91ZM127 54H128V53H127ZM136 54H137V53H136ZM149 54L151 55L152 52L149 53ZM149 54H148V55H149ZM153 54H154V53H153ZM158 54H157V55H158ZM164 54H165V53H164ZM167 54H168V53H167ZM170 54H171V53H170ZM199 54H200V53H199ZM207 54H208V53H207ZM225 54H226V53H225ZM54 55H55V54H54ZM61 55H62V54H61ZM85 55H86V54H85ZM138 55H140V54L138 53ZM143 55H146V54L141 53L140 56L145 57V58L147 59V57H146V56H143ZM172 55H173V54H172ZM178 55L176 54L175 56L177 57ZM200 55H205V53H204V54H200ZM229 55H230V54H229ZM231 55H232V54H231ZM151 56H152V55H151ZM163 56H164V55H163ZM175 56H174V57H175ZM190 56H191V55H190ZM190 56H189V57H190ZM192 56H193V55H192ZM197 56H198V55H197ZM223 56H224V55H223ZM245 56H246V55H245ZM154 57H156V56H154ZM158 57H160V56H158ZM161 57H162V55H161ZM166 57H168V56H166ZM169 57H170V55H169ZM174 57H173V58H174ZM200 57H201V56H200ZM204 57H205V56H204ZM232 57H234V56H232ZM54 58H55V57H54ZM104 58H105V57H104ZM106 58H108V57H106ZM178 58H179V57H178ZM178 58H177V60H178ZM191 58H193V57H191ZM194 58H195V57H194ZM196 58H197V57H196ZM201 58H202V57H201ZM246 58H247V57H246ZM55 59H56V58H55ZM87 59H88V58H87ZM93 59H94V58H93ZM98 59H99V58H98ZM142 59H144V58H142ZM142 59H141V60H142ZM148 59H149V56H148ZM165 59H167V58H164V60H165ZM168 59H169V58H168ZM170 59L172 60V57H170ZM170 59H169V60H170ZM179 59H180V58H179ZM183 59H184V58H183ZM223 59H224V58H223ZM244 59H245V57H244ZM174 60H175V59H174ZM236 60H237V59H236ZM241 60H242V59H241ZM96 61L98 62L97 59H96ZM100 61H101V60H100ZM100 61H99V62H100ZM107 61H108V60H107ZM142 61H143V60H142ZM159 61H160V60H159ZM178 61H179V60H178ZM50 62H51V61H50ZM91 62H92V61H91ZM93 62H94V61H93ZM97 62H96V63H97ZM102 62L104 63V61H102ZM140 62H141V61H140ZM147 62H148V61H147ZM172 62H173V61H172ZM176 62H177V61H176ZM221 62H222V61H221ZM238 62H239V61H238ZM143 63H144V62H143ZM183 63H184V62H183ZM194 63H195V62H194ZM222 63H223V62H222ZM225 63H226V62H225ZM101 64H102V63H101ZM146 64H147V63H146ZM152 64H153V63H152ZM160 64H161V63H160ZM171 64H172V63H171ZM179 64H180V63H179ZM192 64H193V63H192ZM192 64H191V65H192ZM95 65H96V64H95ZM97 65H99V64L97 63ZM143 65H144V64H143ZM148 65H150V64H148ZM176 65H177V64H175V67H176ZM181 65H182V64H181ZM223 65H224V64H223ZM233 65H234V64H233ZM236 65H237V64H236ZM236 65H235V67H236ZM240 65H241V64H240ZM246 65H247V64H246ZM47 66H48V65H47ZM49 66H50V65H49ZM100 67H101V66H99V68H100ZM166 67H167V66H166ZM166 67H165V68H166ZM173 67H174V66H173ZM190 67H191V66H190ZM198 67H199V66H198ZM233 67H234V66H233ZM243 67H244V65H243ZM45 68H46V67H45ZM47 68H48V67H47ZM157 68H159V67H157ZM169 68H171L170 70L173 69L172 66L169 67ZM180 68H181V67H180ZM97 69H98V68H97ZM104 69H105V67H104ZM159 69H160V68H159ZM161 69H162V68H161ZM183 69H184V68H183ZM196 69H197V68H196ZM222 69H224V68H222ZM222 69H221V70H222ZM228 69H229V68H228ZM233 69H234V68H233ZM238 69H239V68H238ZM154 70H155V69H154ZM167 70H168V68L166 69L165 72H166L167 74H169V75H168V77H169V76H170V71L167 72ZM173 70H174V71H172V72H176V71H175L176 68L173 69ZM188 70H189V69H188ZM161 71H162V70H161ZM177 71H178V70H177ZM184 71H186V69H185ZM98 72H99V71H98ZM104 72H105V71H104ZM165 72H163V74H164ZM178 72H179V71H178ZM196 72H197V71H196ZM235 72H236V71H234V73H235ZM237 72H238V71H237ZM156 73H157V72H156ZM156 73H155V71H154V74H155L156 79H157L158 74H159V77H161V78H162V76H165V75L160 76L161 72H160V73H157V76H156ZM176 73H177V72H176ZM182 73H183V72L181 71V74H182ZM185 73H186V72H185ZM154 74H153V75H154ZM174 74H175V73H173V76H175ZM183 75H184V74H183ZM149 76H150V75H149ZM151 76H152V75H151ZM166 76H167V75H166ZM173 76H171V77L173 78ZM179 76H181V75L178 73V75H177L176 77H179ZM93 77H94V76H93ZM171 77H170V78H171ZM187 77H188V76H187ZM151 78H153V77H151ZM161 78H160V79H161ZM172 78H171V79H172ZM179 78H180V77H179ZM191 78H192V77H191ZM158 79H159V78H158ZM167 79H168V78H167ZM175 79H176V78H175ZM177 79H178V78H177ZM181 79H182V78H181ZM184 79H185V78H184ZM153 80H154V79H153ZM161 80H163V79H161ZM154 81H155V80H154ZM154 81H153V82H154ZM159 81H160V80H159ZM159 81H158V82H159ZM176 81H177V80H176ZM225 81H226V80H225ZM155 82H156V81H155ZM163 82H164V81H163ZM167 82H169V86L166 85V87H170V83H171L170 80L167 81ZM182 82H183V81H182ZM182 82H181V84H182ZM220 82H221V81H220ZM172 83H173V82H172ZM172 83H171V84H172ZM179 83H180V81H179ZM4 84H6V83H4ZM166 84H167V83H166ZM183 84H184V83H183ZM183 84H182V85H183ZM222 84H223V83H222ZM153 85H154V84H153ZM158 85H159V84H158ZM163 85H164V84H163ZM172 85H173V84H172ZM200 85H201V84H200ZM231 85H232V84H231ZM236 85H237V84H236ZM4 86H5V85H4ZM155 86H156V85H155ZM173 86H174V85H173ZM176 86H177V85H176ZM176 86H175V88H176ZM184 86H185V84H184ZM204 86H205V85H204ZM209 86H210V85H209ZM213 86H214V84H213ZM227 86H228V84H227ZM227 86H226V87H227ZM157 87H158V86H157ZM164 87H165V86H164ZM190 87H191V86H190ZM214 87H215V86H214ZM217 87H218V86H217ZM226 87H225V88H226ZM171 88H172V86H171ZM173 88H174V87H173ZM177 88H178V86H177ZM179 88H180V87H179ZM182 88L185 89V87H182ZM182 88H181V89H182ZM186 88H187V87H186ZM199 88H200V87H199ZM207 88H208V87H207ZM161 89H162V87H161ZM164 89H165V88H164ZM168 89H169V88H168ZM168 89H167V90H168ZM188 89H189V88H188ZM196 89H197V88H196ZM208 89H209V88H208ZM211 89H212V88H211ZM215 89H216V88H215ZM219 89H220V88H219ZM223 89H224V88H223ZM226 89H227V88H226ZM173 90H174V89H173ZM176 90H177V89H176ZM179 90H180V89H179ZM199 90H200V89H199ZM220 90H221V89H220ZM224 90H225V89H224ZM160 91H161V90H160ZM185 91H186V90H185ZM191 91H192V90H191ZM193 91H194V90H193ZM195 91H196V90H195ZM200 91H201V90H200ZM209 91H210V90H209ZM225 91H227V90H225ZM229 91H230V90H229ZM233 91H234V89H233ZM236 91H237V90H236ZM241 91H242V90H241ZM244 91H245V90H244ZM167 92H168V91H167ZM186 92H187V91H186ZM211 92H212V91H211ZM211 92H210V94H212ZM177 93H178V92H177ZM201 93H202V91H201ZM230 93H231V92H230ZM230 93H229V95H230ZM237 93H239V92H237ZM246 93H247V92H246ZM183 94H184V93H183ZM187 94H188V93H187ZM202 94H203V93H202ZM207 94H208V93H207ZM242 94H243V93H242ZM2 95H3V94H2ZM14 95H15V94H14ZM14 95H13V96H14ZM185 95H186V94H185ZM191 95H192V94H191ZM223 95H224V94H223ZM229 95H228V96H229ZM232 95H233V93H232ZM238 95H239V94H238ZM245 95H246V94H244V96H245ZM248 95H249V94H248ZM4 96L8 99L7 94H5ZM209 96H210V95H209ZM211 96H212V95H211ZM225 96H226V95H225ZM242 96H243V95H242ZM242 96H241V97H242ZM2 97H3V96H2ZM10 97H11V96H10ZM10 97H9V98H10ZM18 97H19V96H18ZM203 97H204V96H203ZM203 97H202V95H201V98H203ZM226 97H227V96H226ZM247 97H248V96H247ZM0 98H1V97H0ZM11 98H12V97H11ZM19 98H20V97H19ZM229 98H230V97H229ZM2 99L4 100V98H2ZM15 99H16V98H15ZM15 99H14V100H15ZM207 99H208V98H207ZM211 99H212V98H211ZM214 99H215V97H214ZM222 99H223V97H222ZM225 99H226V98H225ZM227 99H228V98H227ZM230 99H231V98H230ZM5 100H6V99H5ZM5 100H4V102H2V104H3V103L5 104ZM14 100H13V101H14ZM197 100H198V99H197ZM208 100H209V99H208ZM231 100H232V99H231ZM6 101H7V100H6ZM8 101H9V100H8ZM8 101H7L6 103H8ZM11 101H12V100H10V102H11ZM203 101H204V100H203ZM209 101H210V100H209ZM211 101H212V100H211ZM211 101H210V102H211ZM225 101H226V100H225ZM235 101H236V100H235ZM238 101H239V100H238ZM241 101H242V100H241ZM243 101H244V100H243ZM247 101H248V100H247ZM207 102H208V101H207ZM207 102H206V103H207ZM213 102H214V101H213ZM220 102H221V104H222V101H220ZM139 103H140V102H139ZM206 103H205V104H206ZM211 103H212V102H211ZM218 103H219V102H218ZM231 103H232V102H231ZM234 103H235V102H234ZM249 103H250V102H249ZM0 104H1V102H0ZM2 104H1V111L3 110V109H2ZM4 104H3V105H4ZM181 104H182V103H181ZM193 104H194V103H193ZM224 104H225V103H223L222 105H224ZM244 104H245V103H244ZM250 104H251V103H250ZM184 105H185V104H184ZM210 105H211V104H210ZM236 105H237V104H236ZM252 105H253V104H252ZM7 106H8V105H6V107H7ZM188 106H189V105H188ZM190 106H191V104H190ZM190 106H189V107H190ZM192 106H193V105H192ZM192 106H191V107H192ZM198 106H202V105H198ZM212 106H213V104H212ZM238 106H239V105H238ZM3 107H4V106H3ZM6 107H5V110H6ZM11 107H12V105H11ZM16 107H17V106H16ZM45 107H47V106H45ZM214 107H215V106H214ZM228 107H230V106H228ZM228 107H226V108H228ZM231 107H232V106H231ZM234 107H235V106H234ZM244 107H245V105H244ZM246 107H248V106H246ZM56 108H57V107H56ZM183 108H184V107H183ZM193 108H194V107H193ZM205 108H206V107H205ZM219 108H220V106H219ZM221 108H222V106H221ZM223 108H224V106H223ZM223 108L220 109V110H223V111H224L225 108H224V109H223ZM10 109L13 110L12 108H10ZM14 109H15V108H14ZM42 109H43V107H42ZM46 109H47V108H46ZM137 109H138V108H137ZM210 109H211V108H210ZM244 109H245V108H244ZM247 109H248V108H247ZM252 109H253V108H252ZM5 110H4V111H5ZM11 110H8L9 113H10ZM50 110H51V109H50ZM177 110H178V109H177ZM189 110H190V109H189ZM197 110H198V109H197ZM205 110H206V109H205ZM208 110H209V108L206 110V112L203 111V113H207ZM217 110L220 111V110L218 109V106H217V109H216L215 111H212V109H211L212 112H211L210 115H211V116H212V114L215 115L214 112H216ZM227 110H228V109H227ZM236 110H237V109H236ZM245 110H246V109H245ZM44 111H45V109H44ZM44 111H42V112H44ZM59 111H60V110H59ZM139 111H140V110H139ZM173 111H174V110H173ZM178 111H179V110H178ZM186 111H187V109H186ZM191 111H192V110H190V112H191ZM201 111H202V110H201ZM218 111H217V114H218ZM225 111H226V110H225ZM229 111H231V110L229 109ZM229 111H228V112H229ZM252 111H253V110H252ZM13 112H14V111H13ZM17 112H18V111H17ZM45 112H47V111H45ZM57 112H58V111H57ZM180 112H181V111H180ZM231 112H232V111H231ZM233 112H234V109H233ZM239 112H240V111H239ZM255 112H256V111H255ZM255 112L253 111V113H255ZM0 113H2V112H0ZM5 113H6V111H5ZM21 113H22V112H21ZM24 113H25V112H24ZM26 113H28V112H26ZM59 113H60V112H59ZM177 113H179V112H177ZM182 113H183V112H182ZM193 113H194V112H193ZM208 113H210V112H208ZM234 113H236V112H234ZM234 113H233V114H234ZM249 113H250V112H249ZM249 113H248V114H249ZM2 114H3V113H2ZM2 114H1V115H2ZM13 114H15V113H13ZM16 114H17V113H16ZM19 114H20V113H19ZM42 114H43V113H42ZM50 114H51V113H50ZM53 114H54V113H53ZM171 114H172V112H171ZM187 114H188V113H187ZM187 114H186V116H187ZM196 114H197V113H196ZM201 114H202V112H201ZM217 114H216V115H217ZM220 114H221V112L219 113V115H220ZM224 114L228 115L227 112L224 113ZM245 114H246V112H245ZM258 114H259V113H258ZM1 115H0V116H1ZM5 115H6V114H5ZM5 115H4V117H5ZM7 115H9V114L7 113ZM191 115H192V114H191ZM199 115H200V113H199ZM206 115H207V114H206ZM229 115H230V112H229ZM229 115H228V117H229ZM237 115H238L237 113H236V116H235V115H232V118H233V116H235V117L237 118ZM240 115H241V113H240ZM242 115H243V114H242ZM251 115H252V112H251ZM251 115L249 116L250 118H248V120L251 119ZM9 116L11 117V116H13V115H9ZM9 116H8V117H9ZM23 116L27 118V116H25L24 114H23ZM47 116H48V114H47ZM166 116H167V115H166ZM170 116H171V115H170ZM175 116H176V115H175ZM182 116H185V115H182ZM204 116H205V115H204ZM204 116H201V117H204ZM208 116H209V115H208ZM223 116H224V115H223ZM223 116H222V117H223ZM252 116H256V113H255L254 115H252ZM24 117H23V118H24ZM44 117H45V116H44ZM48 117H49V116H48ZM52 117H53V116H52ZM178 117H179V116H178ZM187 117H188V116H187ZM189 117H190V115H189ZM197 117H198V116H197ZM213 117H215V116H213ZM222 117H219V116H218V118L220 119L219 122L222 121V120H221ZM240 117H241V116H240ZM240 117H238V120L235 119V120H236L235 123H236V122L238 123V121L241 119ZM15 118H17V117H15ZM20 118H22L21 115H20ZM23 118H22V119H23ZM26 118L23 119V120H27L29 117H28L27 119H26ZM34 118H35V117H34ZM49 118H50V117H49ZM54 118H55V116H54ZM57 118H58V117H57ZM170 118H172V117H170ZM182 118H183V117H182ZM223 118H226L225 120H227V119L231 118V116H230L229 118H227V117H223ZM232 118H231V119H232ZM239 118H240V119H239ZM252 118H253V117H252ZM256 118H257V117L253 118V120L256 119ZM1 119H2V118H1ZM1 119H0V125H1V124L4 125V123H2V120H3V119H2V120H1ZM5 119H6V118H5ZM11 119H12V118H11ZM22 119H21V120H22ZM52 119H53V118H52ZM180 119H181V118H180ZM183 119H184V118H183ZM187 119H188V118H187ZM190 119H191V117H190ZM206 119H207V117H206ZM208 119H211V118L209 117ZM213 119L215 120L214 123H216L217 126L219 125V127L222 128V126H220V125H221V123H222L224 120L219 124V122L216 121L217 118H213ZM243 119H244V118H243ZM243 119H242V120H243ZM18 120H19V118H18ZM23 120H22V121H23ZM159 120H160V119H159ZM177 120H178V119H177ZM184 120H186V119H184ZM191 120H192V119H191ZM193 120H195L196 122H199V121H197L198 119L196 120V119L193 118ZM203 120L205 121V118H203ZM253 120H252V121H253ZM7 121H8V120H7ZM45 121H46V123H44V119H43V120L40 121V122H41V123L43 122L44 125H45V124H49V123H47V122H48L47 120H45ZM148 121H149V119H148ZM179 121H180V120H179ZM181 121H182V120H181ZM186 121H187V120H186ZM188 121H189V119H188ZM201 121H202V120H201ZM210 121L213 122L212 119L209 120V122H210ZM229 121H230V120H229ZM229 121H226V122L229 124V123H231V122H229ZM232 121H233V122H232L231 124H235V123H234V118L232 119ZM249 121H250V120H249ZM252 121H250V123H251ZM3 122H5V121H3ZM11 122H12V121H11ZM11 122H10V123H11ZM20 122H21V121H20ZM29 122H30V121H29ZM34 122H35V124H37L39 121L36 123V120H35ZM57 122H58V124H60V123H59L60 121L57 120ZM175 122H176V121H175ZM182 122H183V124L185 123V121H182ZM212 122H210V123H212ZM217 122H218V123H217ZM226 122L224 121V124H225ZM261 122H262V121H261ZM5 123H6V122H5ZM30 123H31V125H32L33 122L31 121ZM140 123H141V122L138 123L139 126H140ZM142 123H143V122H142ZM144 123H145V122H144ZM178 123H179V122H178ZM186 123H187V125L189 126L188 122H186ZM186 123H185V124H186ZM201 123H202V122H201ZM203 123H204V122H203ZM243 123H245V125H247L245 120L242 121V124H243ZM247 123H248V122H247ZM250 123H249V125H250ZM256 123H257V122H256ZM12 124H13V122H12ZM56 124H57V123H56ZM148 124H149V123H148ZM152 124H153V126H150L151 124L147 125V124L145 123V125L142 124V126H140V128H138V131H136V130H137V129H136L135 132H137V135L135 136V139H133V140H135V142H137L136 144H137V145H140V147H141L142 149L147 150L151 155L154 156L156 153H157V155H158L159 150L161 151V150H164V149H162V140H163V136H162L161 134H158V133H157V134H153V133H152L153 130H154V129L152 130V128L155 126L154 123H152ZM173 124H174V123H173ZM179 124H182V123H179ZM179 124H178V125H179ZM183 124H182V125H183ZM191 124H192V122H190V125H191ZM198 124H199V123H198ZM212 124H213V123H212ZM216 124H213V126L215 127ZM240 124H241V123H240ZM242 124H241V125H242ZM252 124H254V123H252ZM261 124H262V123H261ZM13 125H14V124H13ZM17 125H18V124H17ZM26 125H27V124H26ZM26 125H25V129H26V127H28V126H26ZM28 125H30V124H28ZM201 125H202V124H201ZM201 125H200V126H201ZM205 125H206L205 127H207V125H209V124H208V120H207V124H205ZM222 125H223V123H222ZM235 125H236V124H235ZM9 126H11V125L9 124ZM9 126H8V127H9ZM20 126H22V125H20ZM32 126H33V125H32ZM39 126H40V124H39ZM42 126H43V125H42ZM45 126H46V125H45ZM53 126H54V125H53ZM58 126H59V125H58ZM139 126H137V127H139ZM158 126H159V125H158ZM158 126H157V127H158ZM161 126H162V125H161ZM231 126H233L232 128H234V127H236L237 125H236V126L231 125ZM231 126L228 125L229 128H227L226 130L229 129V131H230V129H231L230 127H231ZM4 127H5V129H4ZM4 127H3V130H0V147H1V145L4 143L5 145H4V144L2 145V146H4V147L7 146L6 144H8V146H9V145L12 146L11 148H13V146H14V148H16V149H17V148H20L21 150L23 149L22 151L25 150V151H29V152H30L31 150H33V149H31V146L34 144V146H36V147H34V149L36 148V152L33 151V153L36 154L35 156H37V158H38V159L36 158L37 161L40 162V161H41L42 159H44V158H46V160H50V159H51V156H52V155H49V156H50L49 159H48V157H46V155L49 154L50 151L54 153V151H52V150L54 149V147H55V145H56V142H58V141H56V138H55V137H54L53 139H51V140H49V137H48V139H46V137H45V138L43 137L44 135H43L42 133H39V132H38L39 130L37 131L36 134L39 133L40 135L33 134L34 136H31L33 131H32V132L30 131L31 133H30V135H28L29 132L26 133L25 131H23V130H24V126H23V130H21L22 132H21L20 129H19V131H20L21 133L18 132V133H16V134H14V133H12V132H11V133L9 132L10 134L8 135V134L5 133V131H8V128L6 129V125H4ZM12 127H13V126H12ZM12 127H11V128H12ZM34 127H35V126H34ZM34 127H33V128H34ZM36 127H37V126H36ZM43 127H44V126H43ZM43 127H42V128H43ZM48 127H49V125H48ZM48 127H47V131H48V129H49ZM155 127H156V126H155ZM157 127H156V128H157ZM180 127H182V126H180ZM209 127H211V126H209ZM209 127H208V128H209ZM223 127H225V126L223 125ZM244 127H245V126H244ZM244 127H243V125H242V128H244ZM252 127H254V125H253ZM255 127H256V126H255ZM258 127H260V126H258ZM13 128H16V126L13 127ZM18 128H21V127H18ZM31 128H32V127L30 126V129H31ZM37 128H38V127H37ZM39 128H40V127H39ZM173 128H174V127H173ZM176 128H177V126H176ZM176 128H175V129H176ZM183 128H184V127H183ZM183 128H182V130H183ZM202 128H203V126H202ZM211 128H212V127H211ZM211 128H209V131L211 130ZM216 128H217V127H216ZM216 128H215V129H216ZM221 128H220V129H221ZM236 128H237V130H238L240 127H236ZM245 128H246V127H245ZM245 128H244V130H245ZM256 128H257V127H256ZM0 129H1V127H0ZM9 129H10V128H9ZM27 129H28V128H27ZM35 129H36V128H35ZM40 129H41V128H40ZM55 129H58V132H61V130H60L59 128L56 127ZM169 129H170V128H169ZM192 129H193V128H192ZM194 129H195V128H194ZM197 129H198V128H197ZM200 129H201V128H200ZM246 129H247V128H246ZM16 130H17V128H16ZM44 130H45V128L42 129L43 133H47V132H45ZM50 130H51V128H50ZM53 130H54V129H53ZM156 130H157V129H156ZM158 130H159V129H158ZM182 130H181V131H182ZM217 130H218V128H217ZM217 130H216L215 132H217ZM226 130H225V131H226ZM231 130H232V129H231ZM237 130H236V131H237ZM240 130H241V128H240ZM247 130H248V129H247ZM255 130H256V129H255ZM255 130H254V132H256ZM263 130H264V129H263ZM12 131H14V130H12ZM185 131H187V129H186ZM189 131H190V130H189ZM194 131L197 132L198 130L195 129ZM203 131H204V128H203ZM221 131H223V130H221ZM221 131L219 130L220 134H221ZM229 131H228V132H229ZM238 131H239V130H238ZM245 131H246V130H245ZM250 131H252V129H251ZM258 131H259V130H258ZM14 132H15V131H14ZM24 132L26 133V135H24ZM51 132H52V134H54L53 132H55V131H52V130H51ZM155 132H156V131H155ZM159 132H161V131H159ZM169 132H170V131H169ZM187 132H188V131H187ZM205 132H206V130H205ZM213 132H214V131H213V128H212V130H211V135H212ZM219 132H217V133H219ZM226 132H227V131H226ZM230 132H231V131H230ZM260 132H261V131H260ZM22 133H23V135H22ZM49 133H50V132H49ZM166 133H167V132H166ZM201 133L203 134L204 132H200V135H201ZM206 133H209V132H206ZM217 133H215V134H217ZM224 133H225V132H222L223 135H225ZM231 133H232V132H231ZM251 133H252V132H251ZM251 133H250V134H251ZM256 133L258 134V132H256ZM52 134H51V135H52ZM55 134H56V132H55ZM59 134H60V133H59ZM135 134H136V133H135ZM174 134H175V133H174ZM174 134H173V135H174ZM178 134H179V133H178ZM188 134H189V132H188ZM190 134H191V133H190ZM190 134H189V135H190ZM194 134H195V133H194ZM196 134H197V133H196ZM198 134H199V133H198ZM220 134H219V135H220ZM229 134H230V133H229ZM235 134H236V133H235ZM238 134H240V135H238V136H241V133H238ZM35 135H36L37 137H36ZM170 135H171V134H170ZM192 135H193V134H192ZM203 135H204V134H203ZM206 135H208V134H206ZM209 135H210V134H209ZM209 135H208V136H209ZM233 135H234V134H233ZM49 136H50V135H49ZM53 136H54V135H52L51 137H53ZM166 136H167V135H166ZM166 136L164 135L165 139H166ZM194 136H195V135H194ZM213 136H214V135H213ZM213 136H212V137H213ZM228 136H229V135H228ZM228 136H227V134H226V136H224V137H228ZM236 136H237V135H236ZM59 137H60V136H59ZM172 137H173V136H172ZM181 137H183V136H181ZM195 137H196V136H195ZM201 137H204V136H201ZM206 137H207V136H206ZM206 137H204V140L206 139ZM214 137H216V135H215ZM218 137H221V140L219 139V140L221 141V142H220L221 145L223 144L222 142H224L223 140H227L228 144H231V143H229V141H228L229 139H224V137H223V139H222V136H221V135L218 136ZM231 137H232V136H231ZM234 137H235V136H234ZM250 137H252V136H250ZM250 137H249V139H250ZM254 137H256V134H255V133H254ZM258 137H259V136H258ZM258 137H256L257 140H258ZM261 137H263V136H261ZM57 139H58V133H57ZM167 139H170V137L167 136ZM232 139H233V137H232ZM238 139H239V137H238ZM242 139H243V137H242ZM249 139H248V140H249ZM263 139H264V137H263ZM58 140H59V139H58ZM133 140H132V141H133ZM172 140H173V139H172ZM174 140H175V137H174ZM174 140H173V144L176 145L177 148H178V144L174 143ZM186 140H187V139H186ZM202 140H203V139H202ZM207 140H210V137H209V139H207ZM212 140L214 141V139H212ZM212 140H211V141H212ZM216 140H217V139H216ZM233 140H234V139H233ZM240 140H241V139H240ZM246 140H247V139H246ZM250 140H251V139H250ZM127 141H128V140H127ZM163 141H165V140H163ZM166 141H167V140H166ZM168 141H169V140H168ZM168 141H167V142H168ZM176 141H177V140H176ZM176 141H175V142H176ZM181 141H183V140H181ZM205 141H206V140H205ZM213 141L210 142V143H214ZM255 141H256V140L254 139V144H255L256 142H258L259 140L256 141V142H255ZM260 141H262V140H260ZM60 142H61V141H60ZM60 142H59V143H60ZM167 142H166L165 144H167ZM207 142H208V141H207ZM207 142H205V143H207ZM218 142H219V141H218ZM231 142H232V141H231ZM263 142H264V141H262V143H263ZM133 143H134V141H133ZM133 143H132V146H133ZM178 143H179V142H178ZM180 143H181V142H180ZM180 143H179V144H180ZM215 143H216V142H215ZM220 143H219V144H220ZM247 143H248V142H247ZM250 143H251V142H250ZM259 143H260V145H262L261 142H259ZM57 144H58V143H57ZM165 144H163V145L165 146ZM173 144L170 142V146H171V147H174ZM190 144H191V143H190ZM200 144H201V143H200ZM202 144H203V142H202ZM216 144L218 145V143H216ZM228 144H227L226 146H228ZM254 144H253V145H254ZM167 145H168V144H167ZM181 145H183V144H181ZM204 145H205V144H204ZM208 145H210V144H208ZM211 145H212V144H211ZM211 145H210V146H211ZM214 145H215V144H214ZM214 145H212V146H214ZM217 145H216V146H217ZM221 145H219V147H217V148H220ZM257 145H259V144H257ZM257 145H255V147H256ZM260 145H259V146H260ZM8 146L6 147L7 150H8V148L10 149V147H8ZM164 146H163V148H164ZM179 146H180V145H179ZM183 146H184V145H183ZM205 146H207V144H206ZM222 146H223V145H222ZM231 146H232V145H230V146H228V147H231ZM234 146H235V145H234ZM239 146H240V145H239ZM251 146H252V144H251ZM259 146H258V147H259ZM263 146H264V144H263ZM4 147H3V148H4ZM58 147H60V146H57V149H59ZM167 147H169V145H168ZM184 147H185V146H184ZM240 147H241V146H240ZM240 147H239V148H240ZM242 147H244V146H242ZM245 147H246V146H245ZM255 147H252V149H251L250 147H249V148H250V150L252 151L253 148H255ZM14 148L12 149L13 151H14ZM131 148H132V147H131ZM134 148H135V146H134ZM190 148H191V147H190ZM201 148H202V147H201ZM207 148H208V147H207ZM213 148H214V147H213ZM223 148H226V147H225V144H224V147H223ZM247 148H248V147H247ZM256 148H257V147H256ZM260 148H262V147H260ZM260 148H258V149H260ZM20 149H18V151H20ZM29 149H31V150H29ZM135 149H136V148H135ZM138 149H140L139 146L137 147L136 150H138ZM182 149H183V148H182ZM198 149H199V148H198ZM243 149H244V148H243ZM258 149H256V150H258ZM263 149H264V148H262V150H259V151H261V152L264 153V150H263ZM54 150L56 151V149H54ZM165 150H167V149L165 148ZM168 150H169V149H168ZM168 150H167V151H168ZM175 150L177 151L176 148H175ZM175 150L173 149V151L171 150L172 152L170 151V154H171V155H170L169 158L172 159V160H173V156H175V152H176ZM178 150H179V151H182V150H180V148H179ZM183 150H184V149H183ZM185 150H186V149H185ZM187 150H188V149H187ZM196 150H197V149H196ZM200 150H201V149H200ZM200 150H199V151H200ZM203 150H204V149H203ZM214 150H215V149H214ZM246 150H247V149H246ZM246 150H245V152H246L245 154H246V155H243L242 157L247 156V154H248V153H247L248 150H247V151H246ZM4 151H6V149L3 150V152H4ZM10 151H11V150H9L8 153H10ZM58 151L60 152V150H58ZM58 151H56V152H58ZM174 151H175V152H174ZM188 151H190V150H188ZM191 151H192V150H191ZM220 151H221V150H220ZM233 151H234V150H233ZM254 151H255V149H254ZM0 152H2V151L0 150ZM11 152H12V151H11ZM20 152H21V151H20ZM56 152H55V153H56ZM135 152H136V153H135V156H136V154L139 155V153L141 152V149L139 150V153H137L138 151H135ZM142 152H143V150H142ZM197 152H198V151H197ZM200 152H201V151H200ZM238 152H239V151H238ZM261 152H260V153H261ZM12 153H13V152H12ZM30 153H31V152H30ZM30 153H29V155H30ZM60 153H61V152H60ZM144 153H145V155L147 154L146 151H145ZM159 153H160V152H159ZM168 153H169V152H168ZM173 153H174V154H173ZM177 153H178V151H177ZM186 153H187V152H185V154H184L185 156H186ZM188 153H189V152H188ZM188 153H187V154H188ZM192 153H193V152H192ZM192 153H190V154H192ZM198 153H199V152H198ZM201 153H202V152H201ZM225 153H226V152H225ZM230 153H231V152H230ZM240 153L243 154V152H241V149H240ZM240 153H239V155H240ZM249 153H250V152H249ZM258 153H259V152H257V154L255 153V156L253 155L254 153H253V154H248L247 158H249V159H251V160L254 161V159H256V158H254V157H256V155L258 156ZM0 154H1V153H0ZM6 154H7V153H6ZM51 154H52V153H51ZM56 154H57V155H56ZM56 154H53V155H54L53 157H55V159H57V158L60 157V156H58V153H56ZM150 154H149V155H150ZM161 154H162V153H161ZM172 154H173V155H172ZM219 154H220V153H219ZM228 154H229V153H228ZM228 154H227V155H228ZM236 154H237V153H235V155H236ZM1 155H2V157H1V156H0V157H1V159H2L4 154L2 153ZM7 155H8V154H7ZM27 155H28V154L25 155V159H27V158L29 157V156H27ZM55 155H56L57 157H56ZM60 155H61V154H60ZM130 155H131V154H130ZM140 155H141V154H140ZM142 155H144V154H142ZM147 155H148V154H147ZM149 155H148V156H149ZM157 155H156V158H157ZM167 155H168V154H166V151H165V153L163 154V158H164V156L166 157ZM179 155H180V154H178L177 158L180 157ZM184 155H182V157H180V158H183ZM192 155H193V154H192ZM195 155H199V154H197V153L195 152ZM203 155H204V154H203ZM249 155H250V156L252 155V157H253L254 159H252V157L250 158ZM4 156H5V155H4ZM8 156H9V155H8ZM16 156H17V155H16ZM22 156H23V154H22ZM26 156H27V158H26ZM33 156H34V155H33ZM33 156L31 155V157H33ZM47 156H48V155H47ZM126 156H127V155H126ZM131 156H132V155H131ZM148 156H147V157H148ZM158 156H159V155H158ZM185 156H184V158L187 157V156H186V157H185ZM190 156H191V155H190ZM190 156H189V157H190ZM218 156H219V155H218ZM222 156H223V155H222ZM224 156H225V155H224ZM260 156L264 159L262 153L259 155V157H260ZM6 157H7V156H6ZM11 157H12V156H11ZM13 157H14V156H13ZM31 157H30V158H31ZM53 157H52V158H53ZM141 157H142V156H141ZM145 157H146V156H145ZM149 157H150V156H149ZM160 157H161V155H160ZM160 157H159V159H160ZM167 157H168V156H167ZM189 157H187V159H188ZM192 157H193V156H192ZM225 157H226V156H225ZM228 157H229V156H228ZM235 157H236V156H235ZM239 157H241V156H239ZM23 158H24V157H23ZM23 158H22V159H23ZM30 158H29V159H30ZM34 158H35V157H34ZM34 158H32V159H34ZM39 158H40V160H39ZM60 158H61V157H60ZM130 158H131V157H130ZM137 158H138V157H137ZM143 158H144V157H143ZM169 158H168V159H169ZM180 158H179V160H181ZM184 158H183V159H184ZM223 158H224V157H223ZM7 159H8V158H7ZM9 159H11L10 156H9ZM29 159H28V160H29ZM135 159H136V158H135ZM138 159H139V158H138ZM138 159H137V160H138ZM157 159H158V158H157ZM159 159H158V160H159ZM170 159L168 160V163H170ZM175 159H176V158H175ZM189 159H191L190 161H193L191 157H190ZM216 159H219V158L217 157ZM220 159L222 160V157H220ZM225 159H226V158H225ZM237 159H239V158L236 157V159H235L236 161H235V162H239V161H240V160L237 161ZM241 159L243 160V158H241ZM245 159H246V158H245ZM245 159L243 160V162L246 161V162L248 163L249 161H251V160H248V159L245 160ZM263 159H260V158H259V160H260V162H259V163H260V164H259L260 168H261V166L264 168V166L261 165V162H263V161H262ZM23 160H24V159H23ZM52 160H53V159H52ZM57 160H58V161H57ZM57 160H56V163H58V162L60 161V159H57ZM137 160H136V162H137ZM139 160H140V159H139ZM145 160H148V161H149L148 158L145 159ZM145 160H144V161H145ZM150 160H152V159H150ZM164 160H165V159H164ZM176 160L180 163V161H179L178 159H176ZM176 160H175V162H176ZM185 160H186V159H185ZM212 160H214V159H212ZM212 160H211V161H212ZM221 160H220V161H221ZM223 160H224V159H223ZM227 160H228V159H227ZM232 160H234V159H232ZM256 160H257V159H256ZM259 160H258V161H259ZM5 161L7 162V161H9V160H5ZM5 161L0 160V162L2 163V164H1L2 166H3V162H5ZM11 161H12V160H11ZM26 161H27V160H26ZM32 161H33V160H32ZM37 161H36V162H37ZM160 161L162 162L163 159H162V160L160 159ZM181 161H182V160H181ZM187 161H188V160H187ZM190 161H188V164L191 163ZM194 161H197V160H194ZM218 161H219V160L216 161V164H217ZM225 161H226V160H225ZM230 161H231V160H230ZM28 162H30V161H28ZM36 162H35V163H36ZM39 162H38V164H39ZM133 162H134V161H133ZM145 162H147V161H145ZM151 162L153 163L154 161H151ZM175 162L173 161V164H175ZM184 162H185V161H184ZM184 162L182 161L181 164L186 165V163H184ZM199 162H200V161H199ZM199 162H198V163H199ZM202 162H204V161H202ZM223 162H224V161H223ZM226 162H227V161H226ZM241 162H242V161H240V164H241ZM256 162H257V161H254V163H256ZM8 163H9V162H7L6 165H8ZM15 163H16V162H15ZM18 163H19V162H18ZM18 163H17V164H18ZM31 163H32V162H30V164H31ZM33 163H34V162H33ZM43 163H44V161H43ZM45 163H46V162H45ZM56 163H55V164H56ZM128 163H129V162H128ZM134 163H135V162H134ZM147 163H148V162H147ZM163 163H164V162H162V165H163ZM166 163H167V162H166ZM171 163H172V162H171ZM195 163H196V162H195ZM221 163H222V162H221ZM221 163H220V165H221ZM228 163H229V162H228ZM230 163H231V162H230ZM233 163H234V161H233ZM244 163H245V162H244ZM247 163H246V164H247ZM254 163H253V164H254ZM13 164H14V163H13ZM26 164H27V163H25L24 166H25ZM30 164H29V165H30ZM40 164H41V163H40ZM130 164H132V162H130ZM144 164H145V163H144ZM148 164H149V163H148ZM181 164H180V165H181ZM188 164H187V165H188ZM210 164H212V166L214 165V164L211 163V162H210ZM234 164H236V163H234ZM246 164H245V165H246ZM249 164H250V162H249ZM262 164H264V163H262ZM9 165H12V162L9 163ZM9 165H8V166H9ZM22 165H23V164H22ZM27 165H28V164H27ZM31 165H32V164H31ZM35 165H36V164H34V166H35ZM42 165H43V164H42ZM57 165H58V164H57ZM132 165H133V164H132ZM136 165H137V164H136ZM145 165H146V164H145ZM150 165H151V164H150ZM150 165H149V166H150ZM153 165H155V164H153ZM156 165H157V164H156ZM176 165H177V164H176ZM201 165H202V164H201ZM217 165H218V164H217ZM223 165H225V164H223ZM226 165H227V163H226ZM230 165H231V164H229V166H230ZM238 165H239V164H238ZM256 165L258 166V163H256ZM8 166H6V167L8 168ZM36 166H37V165H36ZM38 166H39V165H38ZM38 166H37V167H38ZM40 166H41V165H40ZM58 166H59V165H58ZM137 166H138V165H137ZM146 166H147V165H146ZM146 166H145V167H146ZM149 166H147V167H149ZM189 166H192V165L190 164V165H188V167H189ZM233 166H234V165H233ZM235 166H236V165H235ZM235 166H234V167H235ZM240 166H241V165H240ZM240 166H239V167L237 166V167L240 168ZM4 167H5V165H4ZM9 167H10V166H9ZM28 167H31V166H27V168H28ZM41 167H42V166H41ZM55 167H56V166H55ZM147 167H146V168H147ZM155 167H156V166H155ZM158 167L161 168L162 166L159 165ZM165 167H166V166H165ZM188 167H187V168H188ZM194 167H195V166H194ZM207 167H211V166L208 164V165L206 166L205 169H207ZM217 167H218V166H217ZM227 167H228V166H227ZM231 167H232V166H231ZM237 167H236V169L234 168V169H235V172H236V170H237ZM242 167H243V164H242ZM242 167H241V170L244 168V167H243V168H242ZM247 167L251 168L252 165L250 164V166H248V164H247V165H246V168H247ZM7 168H6V169H7ZM32 168H33V167H31L30 169H32ZM38 168H39V167H38ZM43 168H44V165H43ZM43 168H42V170H43ZM125 168H126V167H125ZM146 168H145V169H146ZM156 168H157V167H156ZM166 168H167V167H166ZM211 168H212V167H211ZM246 168H245V169H246ZM1 169H2V168H1V166H0V170H1ZM15 169H16V168H15ZM45 169H46V170H45L44 172H46V171L48 170L47 167H45ZM56 169H57V168H56ZM58 169H59V168H58ZM129 169H130V168H129ZM147 169H148V168H147ZM147 169H146L145 171H147ZM149 169H150V168H149ZM151 169H152V168H151ZM158 169H159V168H158ZM158 169H157V170H158ZM162 169H163V168H162ZM162 169H161V170H162ZM189 169H191V168H189ZM195 169H196V168H195ZM255 169H257V167H256ZM21 170H22V169H21ZM25 170H26V169H25ZM28 170H29V169H28ZM161 170H160V171H161ZM192 170H193V168H192ZM207 170H208V169H207ZM207 170H206V171H207ZM224 170H225V169H224ZM241 170L238 169L237 171L240 172ZM243 170H244V169H243ZM253 170H254V169H253ZM253 170H250L249 173H250L251 171H253ZM259 170H260V169H259ZM259 170L256 171L257 174H260V173H258ZM262 170H264V169H262ZM262 170H260V171H262ZM1 171H2V170H1ZM34 171H35V170H34ZM52 171H53V170H52ZM58 171H59V170H58ZM151 171H152V170H151ZM158 171H159V170H158ZM200 171H202L201 168H200ZM200 171L195 170L196 173H197V172H200ZM206 171H205V172H206ZM221 171H222V170H221ZM228 171H229V169H228ZM254 171H255V170H254ZM2 172H3V171H2ZM23 172H24V168H23ZM29 172H30V171H29ZM152 172H153V171H152ZM154 172H155V174H156V171H154ZM191 172H192L193 174L195 173V172H193V171H191ZM231 172H232V170L230 171V173H231ZM244 172H248V169H247V171L244 170ZM7 173H8V172H7ZM20 173H21V172H20ZM53 173H55V172H53ZM146 173H148V172H145V175H146ZM208 173H209V172H208ZM210 173H211V172H210ZM224 173H225V172H224ZM226 173H227V172H226ZM256 173H255V174H256ZM18 174H19V173H18ZM30 174H31V173H30ZM48 174H50V172H47V174H44V175H48ZM55 174H56V173H55ZM150 174H151V172H150ZM150 174H149V175H150ZM155 174H154V175H155ZM161 174H162V173H161ZM198 174H199V173H198ZM200 174H201V173H200ZM217 174H218V173H217ZM222 174H223V172H222ZM222 174H221L220 176L223 177ZM232 174H233V173H232ZM232 174H230V175H232ZM235 174L238 176L237 172H236ZM235 174H234V175H235ZM239 174H244V175H245V173H243V172H240ZM246 174L249 175L248 173H246ZM262 174H263V176H264V173H262ZM16 175H17V174H16ZM33 175H34V174H33ZM56 175H57V174H56ZM191 175H192V174H191ZM227 175H228V174H227ZM230 175L228 176V177H229L228 180H230ZM236 175H235V176H236ZM244 175H243V176H244ZM251 175H252V172H251ZM0 176H1V175H0ZM23 176H24V175H23ZM151 176H152V175H151ZM201 176H202V175H201ZM203 176H204V175H203ZM205 176H206V175H205ZM216 176H217V175H216ZM237 176H236V177H237ZM255 176H256V175H255ZM261 176H262V175H261ZM33 177H34V176H33ZM148 177H150V176H148ZM148 177L146 176V178H148ZM199 177H200V176H199ZM224 177L226 178L227 176H225V174H224ZM231 177H233V176H231ZM236 177H235V179H234V178H233V179H234V180H238ZM245 177H246V175H245ZM247 177H248V176H247ZM257 177L260 178V175L257 176ZM257 177H256V180H257ZM21 178H22V177H21ZM27 178H28V177H27ZM144 178H145V177H144ZM219 178H221V177H219ZM243 178H244V177H243ZM249 178H252L251 180H253V177H252V176L249 177ZM249 178H246V180L249 179ZM262 178H264V177H261L259 180H261ZM28 179H29V178H28ZM151 179H152V178H151ZM199 179H201V178H199ZM203 179L206 180V183H207V179H206V177H205V178L203 177ZM210 179H211V178H210ZM216 179H217V178H216ZM222 179H224V178H222ZM240 179H242V178L239 177V181H240ZM30 180H31V179H30ZM244 180H245V178H244ZM259 180H258V181H259ZM0 181H1L0 183H2V180H1V179H0ZM13 181H14V180H13ZM211 181H212V180H211ZM223 181H225V184H226V183L228 184V181L226 182V179H224ZM239 181H238V182H239ZM241 181H242V180H241ZM253 181H254V180H253ZM261 181L264 182V179L261 180ZM261 181H260V182H261ZM9 182H10V181H9ZM202 182H203V180L201 181V183H202ZM238 182H237V183H238ZM246 182H247V181H246ZM246 182H245V184H246ZM254 182H255V181H254ZM3 183H4V181H3ZM27 183H29V181H28ZM204 183H205V182H204ZM204 183H203V184H204ZM214 183H215V182H214ZM220 183H221V182H220ZM229 183H230V182H229ZM231 183H232V179H231ZM231 183H230V184H231ZM242 183H243V182H241V184H242ZM248 183H249V180H248ZM250 183H252V182L250 181ZM255 183H256V182H255ZM36 184H37V183H36ZM203 184H202V185H203ZM208 184H209V183H208ZM245 184H244V186H245ZM260 184H263V183H260ZM33 185H34V184H33ZM198 185H200L199 182H198ZM205 185L207 186V184H205ZM210 185H211V184H210ZM216 185H217V187H218V184H217V183H216ZM223 185H224V184H223ZM249 185H251V184H249ZM249 185H247V186H249ZM253 185H254V184H253ZM200 186H201V185H200ZM206 186H205V187H206ZM211 186H212V185H211ZM214 186H215V185H214ZM232 186H233V184L230 186L231 190H232ZM236 186H237V185H236ZM242 186H243V185H242ZM242 186H241V188H242ZM244 186H243V188H244ZM255 186H257V184H256ZM259 186H261V185H259ZM26 187H27V186H26ZM31 187H32V186H31ZM33 187H34V186H33ZM51 187H52V186H51ZM197 187H198V186H197ZM202 187H204V186H202ZM205 187H204V191H205V189L210 188V187H207V188H205ZM219 187H220V186H219ZM219 187H218V189H219ZM234 187H235V186H234ZM237 187H238V186H237ZM237 187H236V188H237ZM245 187H246V186H245ZM253 187H254V186H253ZM261 187H262V186H261ZM261 187H260V188H261ZM263 187H264V186H263ZM23 188H24V187H23ZM34 188H35V187H34ZM56 188H57V187H56ZM228 188H229V187H228ZM236 188H235V190H236ZM246 188H248V187H246ZM13 189H17V188H13ZM47 189H48V188H47ZM191 189H192V188H191ZM195 189H196V187H195ZM195 189L193 188L192 192H190V191L187 189V194H189L188 192H190V193H192L193 196H194ZM198 189L200 190V188H198ZM214 189H216V188H214ZM224 189L226 190V188H224ZM224 189H223V190H224ZM237 189H239V188H237ZM251 189H252V188H251ZM48 190H49V189H48ZM210 190H211V189H208L209 193L212 194L213 192H210ZM233 190H234V189H233ZM242 190H243V189H242ZM242 190H241V191H242ZM256 190H257V189H256ZM258 190H259V187H258ZM258 190H257V191H258ZM261 190H262V188H261ZM263 190H264V188H263ZM14 191H15V190H14ZM16 191H17V190H16ZM18 191H19V190H18ZM38 191H40V188H39ZM38 191H37V192H38ZM55 191H56V190H55ZM55 191H53V192H55ZM201 191L204 192V191H203V188L201 189ZM227 191H228V189H227ZM254 191H255V190H254ZM254 191H253V192H254ZM41 192H42V191H41ZM53 192H52V194H51L52 197H54V196H53V194H54ZM206 192H207V190H206ZM234 192L238 195V193H240V190H239V191H234ZM244 192H249V190H244L241 194H243ZM253 192H251V193L253 194ZM259 192H260V191H259ZM259 192H258V193H259ZM32 193H33V192H32ZM35 193H36V191H35ZM46 193H47V192H46ZM195 193H196V192H195ZM198 193H199V192H197L196 194H198ZM200 193H201V192H200ZM216 193H217V192H216ZM227 193H228V192H227ZM251 193H250V194H251ZM262 193H263V191H262ZM187 194H186V195H187ZM192 194H191V195H192ZM201 194H205V192H204V193H201ZM210 194H209L208 197H211ZM231 194H232V192H231ZM231 194H230V196H231ZM241 194H240V195H241ZM252 194H251V196H249V197H251V198H249V199H251V200L253 201V198H254V197H253ZM254 194H255V192H254ZM55 195H56V193H55ZM191 195H189V198H190ZM199 195H200V194H199ZM199 195H198L199 202H200V205H202L201 203L206 202V199H207L206 196H207V194H206V196H203V195H202L201 197H199ZM226 195H227V194H226ZM237 195H235V196H237ZM240 195H239V196H240ZM244 195H246V194L244 193ZM244 195H242L241 197H243ZM247 195H249V194H247ZM261 195H262V194H261ZM263 195H264V194H263ZM40 196H41V195H40ZM40 196L38 195V197H40ZM57 196H58V195H57ZM212 196H213V195H212ZM31 197H32V196H31ZM41 197H42V196H41ZM187 197H188V195H187ZM187 197H186V198H187ZM194 197H196V196H194ZM232 197H234V196L232 195ZM232 197H231V198H232ZM237 197H238V196H237ZM237 197H234L235 199H232V201L230 200L231 198H230L229 200L231 201V203H233V201L236 200ZM241 197H238V199H242ZM256 197H258V196L256 195ZM259 197H260V195H259ZM261 197H262V196H261ZM15 198H16V197H15ZM43 198H44V197H43ZM43 198H42V199H43ZM47 198H49V197H47ZM54 198H55V197H54ZM191 198H193V197H191ZM245 198H246V199H245ZM245 198L242 199V200H244V201L246 200V201H247L248 198H247V197H245ZM5 199H6V198H5ZM8 199H9V197H8ZM27 199H28V198H27ZM37 199H39V198H37ZM49 199H50V198H49ZM196 199H197V198H196ZM196 199H195V200H196ZM209 199H210V198H209ZM209 199H207V200H209ZM211 199H212V198H211ZM211 199H210V203H211V202L213 203V201H214L216 198H215L213 201H212ZM256 199H258V198H256ZM256 199L254 198V202H252V203H253V207H254L255 204L257 205V203H258V201H259V200H256ZM259 199H261V198H259ZM16 200H17V199H16ZM23 200H24V199H23ZM43 200H46V199H43ZM53 200H54V199H53ZM195 200H194V201H195ZM220 200H221V199H220ZM222 200H223V198H222ZM227 200H228V199H227ZM255 200L257 201V203H255V202H256ZM261 200H263V199H261ZM19 201H20V200H19ZM21 201H22V200H21ZM37 201H38V200H37ZM39 201H40V199H39ZM47 201H48V200H46V202H47ZM51 201H52V199H51ZM196 201H198V199H197ZM238 201L241 202V200H238ZM238 201H237L236 203H239ZM6 202H7V201H6ZM25 202H26V201H25ZM44 202H45V201H44ZM44 202H43V203H44ZM49 202H50V201H49ZM52 202H53V201H52ZM57 202H58V201H56V203H57ZM207 202H208V201H207ZM207 202H206V203H207ZM224 202H226V201H224ZM247 202H248V201H247ZM10 203H12V202H10ZM10 203H9V205H10ZM53 203H54V202H53ZM206 203H205V204H206ZM208 203H209V202H208ZM208 203H207V204H208ZM210 203H209V204H210ZM215 203H216V202L214 201L213 204H215ZM219 203H220V202H217L216 204H219ZM221 203H222V202H221ZM227 203H228V202H227ZM231 203H229V204H231ZM234 203H235V202H234ZM244 203H245V202H244ZM244 203H243V204H244ZM249 203L252 204L251 202H249ZM249 203H248V204H249ZM259 203H260V201H259ZM259 203H258V206H261V205H259ZM13 204H14V203H13ZM13 204H11L10 206L12 207ZM28 204H29V203H28ZM40 204H41V203H40ZM45 204H46V203H45ZM45 204H44V205H45ZM168 204H169V203H168ZM170 204H172V203H170ZM182 204H183V203H182ZM182 204H181V205H182ZM198 204H199V203H198ZM207 204L205 205V207H207ZM241 204H242V203H241ZM260 204H261V203H260ZM6 205L8 206V204H6ZM46 205H47V204H46ZM46 205L44 206L45 208H46ZM52 205L54 206L55 203L52 204ZM173 205H175V204H173ZM227 205H228V204H227ZM235 205H236V204H234V206H235ZM237 205H238V204H237ZM256 205H255V206H256ZM30 206L32 207V205H30ZM30 206H29V207H30ZM37 206H38V205H37ZM37 206H36V207H37ZM49 206H50V204L48 205V207H49ZM58 206H59V205H58ZM166 206H167V205H165L164 207L166 208ZM182 206H184V207H182L183 210H184V208H186V207H185L184 204H183ZM208 206H209V205H208ZM211 206H212V204H211ZM211 206H210V207H211ZM217 206H218V205H217ZM217 206H216V207H215V205L213 206V210L211 211V213H210V211L208 210V211H209V214H208V215L205 214L207 211H204L205 207L203 206L204 209H202V211H204L205 213H201V214H202V216H203V214L206 215V217H205L206 221L208 222L209 225H211V230H212V231L215 233V235L217 236V239H218L217 247L219 248V250H224V249L227 248V246H228L230 243H232V245H233V240H234L235 238H233V234L231 233L232 230L229 231V228H230L231 225H232L233 223H235V222H234L233 218L231 217L233 214L227 216L228 214H225L226 212L223 211L224 209H223V210H222V209H219V208H220V204H219V206H218L219 208H217ZM221 206H222V205H221ZM232 206H233V205H232ZM239 206H240V203H239ZM239 206H238V207H239ZM246 206H247V205H246ZM0 207H1V206H0ZM2 207H3V205H2ZM8 207H9V206H8ZM8 207H7V209H8ZM13 207H15V206L13 205ZM20 207H21V206H20ZM24 207H25V206H24ZM42 207H43V205L41 206V208H42ZM44 207H43V208H44ZM50 207H51V206H50ZM50 207H49V208H50ZM133 207H134V206H133ZM160 207H161V206H160ZM160 207H158V208L160 209ZM168 207H170L171 209L174 208L172 205H171V206L168 205ZM229 207H230V206H229ZM244 207H245L244 205L240 207V210H241V208H242V211H243V212L245 211V210H243ZM27 208H28V207H27ZM38 208H39V207H38ZM45 208H44L43 210H45ZM49 208H48V210L51 211V212H53V210H51V209H49ZM54 208H55V206H54ZM54 208H53V209H54ZM56 208H57V207H56ZM180 208H181V207H180ZM200 208H202V207H200ZM208 208H209V207H208ZM222 208H224V207H222ZM226 208H227V207H226ZM226 208H225V209H226ZM232 208H233V207H232ZM234 208H235V207H234ZM246 208L248 209V206H247ZM256 208H258V207H256ZM3 209H6V207L3 208ZM21 209H22V208H21ZM29 209H30V208H29ZM35 209H36V208H35ZM132 209H133V208H132ZM137 209H138V208H137ZM153 209H154V208H153ZM197 209H198V208H197ZM209 209H210V208H209ZM237 209H238V208H237ZM259 209H261V210H259ZM10 210H11V209H10ZM14 210H15V209H14ZM14 210H13V211H14ZM17 210H18V209H17ZM32 210H33V209H32ZM38 210H39V209H38ZM46 210H47V209H46ZM46 210H45V211H46ZM54 210H55V209H54ZM156 210H157V211H156ZM156 210H155L156 212L159 211V210L157 209V206H156ZM161 210L164 212V209H163V208H162ZM161 210H160V211H161ZM165 210H168V209H165ZM169 210H170V209H169ZM185 210H187V208H186ZM199 210H201V209H199ZM206 210H207V209H206ZM253 210H255V207H254ZM0 211H1V209H0ZM3 211H5V210H3ZM6 211H7V210H6ZM13 211H11V212H13ZM18 211H19V210H18ZM20 211H21V210H20ZM36 211H37V209H36ZM58 211H61V210L58 209ZM58 211L56 210V212H58ZM134 211H137V210L134 209ZM160 211H159V212H160ZM162 211H161V212H162ZM181 211H182V210H181ZM197 211H198V210H197ZM229 211H230V210H229ZM235 211H236V210H235ZM235 211H233V212H235ZM242 211H240V213L238 212V214H237V211H236L237 216L241 215ZM259 211H263V213H264V209H263V207H262V208H261V207L258 208V214H257V217H255V218H256V219H260V218H261V221H264V218H263L264 215H263L262 212H261V213H262L261 215H263V216H262V217L260 216V218H258V216H259ZM8 212H9V210H8ZM11 212H10L9 214H11ZM30 212H31V211H30ZM54 212H55V211H54ZM152 212L154 213L153 210H152ZM156 212H155L154 215H157ZM161 212L159 213V215L161 214ZM170 212H171V210H170ZM182 212H184V211H182ZM249 212H250V210L248 211V213H249ZM252 212H257V211H256V210H255V211H251V213H252ZM0 213H2V211H1ZM15 213H16V210H15ZM15 213H14V212L12 213V218L15 216ZM32 213H33V212H32ZM37 213H38V212H37ZM39 213H43V211H42V212L40 211ZM39 213H38V215H39ZM48 213H49V212H48ZM48 213H47V214H48ZM164 213H165V212H164ZM198 213H200V212H198ZM248 213H247V214H248ZM251 213H250V214H251ZM6 214H7V213H6ZM17 214H20V213H17ZM34 214H35V215H31V216H33V218L31 217L32 220L35 218L34 216H36V213H34ZM44 214H45V213H44ZM50 214H51V213H50ZM50 214H49V215H50ZM53 214L55 215V214H57V213H52V215H53ZM58 214H59V213H58ZM149 214H150V213H149ZM151 214H152V213H151ZM151 214H150V215H151ZM162 214H163V213H162ZM184 214H185V213H184ZM184 214H183V215H184ZM190 214H192V213H190ZM247 214H244V217H245V218H247V217L249 218V217H250V216H248ZM250 214H249V215H250ZM252 214L254 215L255 213H252ZM2 215H3V214H2ZM13 215H14V216H13ZM25 215H26V214H25ZM38 215H37V218L40 217V215H39V217H38ZM54 215L52 216V220H53ZM152 215H153V214H152ZM159 215H158V216H159ZM192 215H193V214H192ZM195 215H196V214H195ZM205 215H204V216H205ZM242 215H243V214H242ZM245 215H247V216H245ZM0 216H1V214H0ZM3 216H5V215H3ZM41 216L43 217V215H41ZM44 216H45V215H44ZM50 216H51V215H50ZM50 216H49V218H48V216H45V218L47 217V219H51ZM55 216H56V215H55ZM58 216H59L60 219H61V215H57V216H56L57 219H54V220H56V222H57V220H59V219H58V218H59ZM190 216H191V215H190ZM204 216H203V218H204ZM237 216H236V217H237ZM8 217H9V216H8ZM17 217H19V216H16V218H17ZM25 217H26V216H24V217L22 216V218H25ZM62 217H63V216H62ZM234 217H235V216H234ZM244 217H243L242 219L239 217V218H240V221H238V223L236 224V225H238V227H239V226L241 227V226L244 224V221H245V220H244ZM252 217H254V216H252ZM252 217H251V219H252ZM16 218H14L13 221H14ZM19 218H20V217H19ZM37 218H35V219L37 220ZM40 218H41V217H40ZM45 218L43 217L44 221L42 220V218L40 219L41 221H43V224H41V221H39V219H38V220H37V223H32V222H34V221H28L27 223H25V226H27L26 224H28L27 227H30L31 225L29 226V222H30L31 224H33V226H35L34 228L37 227L36 225H38L39 222H40L41 225L44 226V225H45L44 222H45V220H46ZM237 218H238V217H237ZM255 218H253L252 220H254V221L256 222L257 220H255ZM262 218H263V219H262ZM4 219H5V218H4ZM4 219H3V220H4ZM6 219H7V218H6ZM8 219L12 221V219H10V217H9ZM31 219H30V220H31ZM35 219H34V220H35ZM3 220H2V216H1V222H2V223H3ZM17 220H18V219H17ZM24 220H25V219H24ZM26 220H27V218H26ZM26 220H25V221H26ZM236 220H237V219H236ZM238 220H239V219H238ZM242 220H243V221H242ZM249 220H250V218H249ZM15 221H16V220H15ZM21 221H22V220H21ZM48 221L50 222L51 220H48ZM247 221H248V219L246 220V222H247ZM259 221H260V220H258L256 224H255V223H254V224H250V222H251V223L253 222V221H251V220H250L249 222H247V224H248V225H247V226H248V229H247L246 231H247V232H250V235H249V236L246 235V238L248 237L247 240H246V238H245V241H244L243 243H242V242L239 243L241 247H242V245L244 244L243 246H245L244 248H246V251H245V253L243 252L244 255H242V256H245V255L248 254V256L250 255V257H251V256L253 257V260L251 261V260L249 259L250 257L247 256L248 259H249V261H250L249 264H252L251 262H253V264H264V222H263V224H261V223H259ZM1 222H0V223H1ZM6 222H7V221L4 222V223H5V227H4V225H2L3 227H0V228H2V229H3V228H4V229H7L6 224H8V222H7V223H6ZM9 222H10V221H9ZM51 222H52V224H53V221H51ZM60 222H61V220H60ZM12 223H13V222H12ZM18 223H19V222H18ZM45 223H46V222H45ZM58 223H59V221H58ZM19 224L21 225V223H19ZM23 224H24V222H23ZM34 224H35V225H34ZM46 224H47V223H46ZM50 224H51V223H50ZM52 224H51V225H52ZM56 224H57V223H55V225H56ZM59 224H61V223H59ZM59 224L56 225V226H60V230H61V231H62V230L64 231V229H61L62 227H61V225H59ZM10 225H11V224H10ZM41 225H40V226H41ZM51 225H48L46 228H44L46 225H45L44 227L41 226V227H42V229H41L42 232H44L43 229H46V230H47V228H48L47 231H48L50 234L47 233V234H46L47 236H48V235H51V232L49 231V229H50L49 227L52 228V227L54 226V224H53L52 226H51ZM66 225H67V224H66ZM71 225H72V224H71ZM233 225H234V224H233ZM236 225H235V226H236ZM245 225H246V223H245ZM16 226H17V224H16ZM18 226H19V225H18ZM23 226H24V225H23ZM56 226L53 227L54 230H55V227H56ZM64 226H65V225H64ZM77 226L80 227L79 225H77ZM90 226H91V225H90ZM90 226H89V227H90ZM92 226H93V225H92ZM9 227H10V226H9ZM13 227H14V226H13ZM21 227H22V225H21ZM66 227H67V226H66ZM75 227H76V226H75ZM105 227H106V226H105ZM240 227H239V229H238L237 226H236L237 231L241 229ZM30 228H31V227H30ZM64 228H65V227H64ZM101 228H103V227H101ZM106 228H107V227H106ZM245 228H247V227L245 226ZM245 228H244V231H245ZM4 229H3V230H4ZM14 229H16L17 234H18V231H17V230H19V229L22 230L23 232L25 231L24 228L22 229V228H20V227H19L18 229H17V228H14ZM14 229H13V230H14ZM39 229H40V228H39ZM53 229H51V231H53ZM58 229H59V228H58ZM58 229H57V231H58ZM80 229H81V228H78L77 231H78V230L80 231ZM93 229H95V228H93ZM103 229H104V228H103ZM233 229H234V228H233ZM242 229H243V228H242ZM242 229H241V230H242ZM9 230H11L12 233H15V231L13 232L12 228H11V229L8 228V231H6V230H4V232H3L2 230H1V231L3 232V234L5 233V231L8 232V238H11V240L13 241L12 237H10V236L12 235V233L9 232ZM20 230H19V231H20ZM29 230H32V229H29ZM37 230H38V227L36 228V230H32V232L35 231V235H36V237H37V235L41 232L40 230H39V232H36ZM46 230H45V232H46ZM72 230H73V229H72ZM85 230H87V229L85 228ZM89 230H90V232H93V231H91V228H90ZM98 230H100V229H98ZM241 230H240V231H241ZM1 231H0V232H1ZM22 231H21V232H22ZM63 231H62V232H63ZM74 231H75V230H74ZM81 231H82V230H81ZM94 231H96V229H95ZM145 231H146V230H145ZM145 231H144V232H145ZM149 231H150V230H149ZM240 231H239V232H240ZM2 232L0 233L1 236H2ZM23 232H22V233L19 232L20 234H22V237H23V235H27V234H28V229H27V234H23ZM45 232H44V233H45ZM54 232H55V231L52 232L53 235L50 236L51 238L48 236V237H49L48 240H49V239H50V240H53L52 243L54 242V239H52V236H53V238L55 237V236H54ZM65 232H66V231H65ZM71 232H72V231H71ZM84 232H85V231H84ZM97 232H98V231H97ZM105 232H106V229H105ZM9 233H11L10 236H9ZM29 233H31V232L29 231ZM36 233H38V234H36ZM55 233H56V232H55ZM58 233H60V232L58 231L56 234H58ZM79 233H80V232H79ZM79 233H78V234H79ZM82 233H83V231H82ZM86 233H88V232H86ZM101 233H102V231H101ZM148 233H149V232H148ZM241 233H242V232H241ZM245 233H246V232H245ZM5 234H6V233H5ZM5 234H4V235H5ZM17 234L14 235V236L12 235L13 238H14V245H15V243L17 242V240H18V243H22V242H19L22 238H20V240L18 239L19 236H21V235H17ZM78 234H77V235H78ZM90 234H91V233H90ZM92 234L95 235L94 233H92ZM92 234H91V237H93V238H94L95 236L99 235V234L96 233L97 235L92 236ZM141 234H142V233H141ZM150 234H151V233H150ZM242 234H243V233H242ZM247 234H249V233H247ZM4 235L2 236V238L5 239L4 242H6L7 240H6L5 237H7V235H6V236H4ZM30 235H32V233H31ZM30 235H29V237H31ZM33 235H34V233H33ZM33 235H32V237H33ZM44 235H45V234H44ZM59 235H60V234H59ZM64 235H65V234H64ZM77 235H76V236H77ZM88 235H89V234H88ZM136 235H137V234H136ZM142 235H143V234H142ZM144 235H145V234H144ZM243 235H244V234H243ZM15 236H16V237H15ZM17 236H18V237H17ZM27 236H28V235H27ZM83 236H84V233H83ZM86 236H87V235H86ZM86 236H85V237H86ZM138 236H139V234H138ZM140 236H141V235H140ZM150 236H151V235H150ZM152 236H154V235H152ZM239 236H240V234H239L238 236H236L237 239H238ZM24 237H25V236H24ZM24 237H23V239H25ZM29 237H28V238H29ZM40 237H41V236L39 235V236H38L39 241H41V240H40ZM56 237H57V239L59 238L58 236H56ZM63 237H64V236H63ZM79 237H81V233H80ZM91 237H90V238H91ZM97 237H98V236H97ZM128 237H129V236H128ZM133 237H134V236H133ZM2 238H1V239H2ZM8 238H7V239H8ZM26 238H27V237H26ZM34 238H35V237H34ZM43 238L45 239L44 236H43ZM95 238H96V237H95ZM98 238H99V237H98ZM130 238H131V237H130ZM139 238H141V237H139ZM144 238H145V236H144ZM146 238H147V237H146ZM179 238H181V237H179ZM184 238H185V237H184ZM241 238L244 239V238L242 237V235H241ZM16 239H17V240H16ZM41 239H42V238H41ZM46 239H47V237H46ZM46 239H45V241L47 242L48 240H46ZM59 239H60V238H59ZM81 239H82V237H81ZM81 239H80V240H81ZM85 239H86V238H85ZM85 239H84V242H85ZM88 239H89V237H88ZM149 239H150V238H149ZM151 239H153V238H151ZM151 239H150V240H151ZM187 239H189V238H187ZM187 239H186V240H187ZM8 240L10 241V239H8ZM15 240H16V241H15ZM28 240H31V239L29 238ZM34 240L36 241L37 239H34ZM34 240H33V244H32L31 242L28 243V242L26 241V243H28L27 245H29V246L31 245V246H32V247H31L32 249H30L29 247L27 248V245H25V243H24V245H25L24 247L28 249V253L30 252L29 249H30L31 251H33V252H35V250H36V252H37V251H38L37 249H39V248H40L39 246L42 244V242H41L40 245L38 244L39 246H38V245H35V246H34V243H35ZM77 240H78V238H77ZM89 240H90V239H89ZM96 240L98 241L97 238H96ZM125 240H126V239H125ZM130 240H131V239H130ZM145 240H146V239H145ZM145 240H144V242H145ZM147 240H148V239H147ZM181 240H182V239H181ZM240 240H241V239H240ZM9 241H8V242H9ZM12 241H11L10 243H12ZM55 241L57 242L58 240H55ZM60 241H61V240H60ZM60 241H58V243H59ZM86 241H87V240H86ZM92 241H93V240H92ZM113 241H114V240H113ZM119 241H120V239H119ZM122 241H123V240H122ZM137 241H139V239H138ZM140 241H142V240H140ZM179 241H180V240H179ZM241 241H243V240H241ZM23 242H25V240H24ZM43 242H44V241H43ZM63 242H65V241H63ZM75 242H76V241H75ZM75 242H74V243H75ZM95 242H96V241H95ZM95 242H93L92 244H94ZM115 242H116L115 245H117V243H119V242H117V241H114V243H115ZM147 242H148V241H147ZM150 242H151V241H150ZM235 242H236V241H235ZM235 242H234V243H235ZM238 242H240V241H238ZM238 242H237V243H238ZM2 243H3V241L0 242V244L3 245V246H2L3 248H2L1 246H0V248H1V250L4 249V251H5V249H7V251L4 252L6 255H7V253H8L9 250H10V252H12V253H13V251H15V248L13 247V245H10V247L12 246L14 250H13V249H9V247H8L9 245H8L7 242H6L7 245H4V244H6V243H4V244H2ZM18 243H17V244H18ZM36 243H38V240H37ZM36 243H35V244H36ZM47 243H48V242H47ZM50 243H51V242H50ZM52 243H51L50 245H52ZM60 243H61V242H60ZM60 243H59V244H60ZM86 243H88V241H87ZM114 243H113V244H114ZM131 243H132V241H131L130 243H128V245H130ZM138 243H139V242H138ZM141 243H143V242H141ZM190 243H191V242H190ZM17 244H16L15 247H17V248L20 247V248H18V250H17V248H16L17 253H19L18 251H21V253H23V250L27 251L24 247H22V248H24V249H21V246H19V245H17ZM43 244H44V243H43ZM56 244H57V243H56ZM56 244L54 243V245H56ZM78 244H79V243H78ZM92 244L90 243V244H88V245H92ZM119 244H120V243H119ZM122 244H123V243H122ZM132 244H134V243H132ZM139 244H140V243H139ZM147 244H148V243H147ZM157 244H158V243H157ZM239 244H238V245H239ZM22 245H23V244H22ZM44 245H49V244H44ZM60 245H61V244H60ZM75 245H76V243H75ZM75 245H74V246H75ZM79 245H80V244H79ZM140 245H141V244H140ZM158 245H159V244H158ZM180 245H182V244H180ZM180 245H179V248H180ZM238 245H237V246H238ZM5 246L8 247V248H4ZM42 246H43V245H42ZM52 246H53V245H52ZM72 246H73V245H72ZM76 246H77V245H76ZM92 246H93V245H92ZM118 246H119V245H118ZM120 246H121V245H120ZM126 246H127V245H126ZM154 246H155V245H154ZM177 246H178V245H177ZM187 246H188V245H186V247H187ZM190 246H191V245H190ZM233 246H234V245H233ZM235 246H236V245H235ZM235 246H234V247H235ZM35 247H37V249H35ZM50 247H51V246H50ZM50 247H47V248L49 249ZM69 247H70V246H69ZM80 247H81V245H80ZM88 247H89V246H87V249H88ZM128 247H129V246H127V248H128ZM132 247H134V246H132ZM137 247L139 248V245H137ZM140 247H141V246H140ZM148 247H150V244H149ZM151 247H152V246H151ZM184 247H185V246H184ZM238 247H239V246H238ZM241 247H239V248H241ZM63 248H64V247H63ZM63 248H62V249H63ZM83 248H84V247H83ZM101 248H102V247H101ZM103 248H104V247H103ZM125 248H126V247H125ZM141 248H142V247H141ZM144 248H146V247H144ZM144 248H143V249H144ZM181 248H182V247H181ZM242 248H243V247H242ZM242 248H241V250L244 251L245 249H242ZM19 249H21V250H19ZM34 249H35V250H34ZM55 249H56V246H55ZM64 249H65V248H64ZM67 249H71V247L68 248V246H67ZM67 249H66V250H67ZM73 249H75V247H74ZM94 249H95V248H94ZM111 249H112V248H111ZM115 249H117V248L115 247ZM120 249L123 250L124 248L121 247ZM128 249L130 250L131 247L128 248ZM146 249H147V248H146ZM165 249H166V248H165ZM169 249H170V248H169ZM189 249H190V248H189ZM233 249H236V248H233ZM12 250H13V251H12ZM40 250H43V249L40 248ZM40 250H39V251H40ZM53 250H54V249H53ZM57 250H58V248H57ZM75 250H76V249H75ZM79 250H80V248H79ZM88 250H89V249H88ZM88 250H87V251H88ZM92 250H93V249H92ZM98 250H99V249H98ZM129 250H128V251H129ZM131 250H132V249H131ZM226 250H227V249H226ZM241 250H240V251H241ZM16 251H15V253H16ZM43 251H44V250H43ZM51 251H52V250H51ZM55 251H56V250H55ZM82 251H83V250H82ZM82 251H81V253H82ZM85 251H86V250H85ZM94 251H95V250H94ZM116 251H117V250H116ZM126 251H127V250H126ZM126 251L123 250V251H122V252H123L122 254H125ZM133 251H134V250H133ZM138 251H139V250H138ZM181 251H182V250H181ZM230 251H231V250H230ZM234 251H235V250H234ZM240 251H239V252H240ZM242 251H241V253H242ZM6 252H7V253H6ZM10 252H9L8 254L11 256L12 253L10 254ZM33 252H31V254H32ZM36 252L33 253V254H36ZM41 252H42V251H41ZM41 252H38V253L41 255ZM44 252H47V251H46V248H45V251H44ZM58 252H59V250H58ZM118 252H119V251H118ZM131 252H132V251H131ZM142 252H143V251H142ZM142 252H141V253H142ZM145 252H146V251H145ZM149 252H150V251H149ZM188 252H189V251H188ZM192 252H193V251H192ZM1 253H3V251H1ZM21 253H20V254H21ZM52 253H53V252H52ZM55 253H56V252H55ZM84 253H85V252H84ZM119 253H120V252H119ZM138 253H139V252H138ZM138 253H137V254H138ZM141 253H140V255H142ZM143 253H144V252H143ZM153 253H154V252H153ZM168 253H170V252L168 251ZM177 253H178V252H177ZM197 253H198V252H197ZM200 253H201V252H200ZM218 253H220V252H218ZM218 253H216V254H218ZM230 253H232V252H230ZM230 253H229V254H230ZM241 253H240V254H241ZM243 253H242V254H243ZM31 254H27V255H26V254L23 253V257H24L25 255H26V256H29V255H30V257L32 256V257H34V258H35L36 256H38V255L33 256V254H32V255H31ZM56 254H57V253H56ZM58 254H59V253H58ZM82 254H83V253H82ZM115 254H116V256H117V253H115ZM128 254H129V253H128ZM132 254H133V252H132ZM146 254H147V253H146ZM155 254H156V253H155ZM159 254H160V253H159ZM170 254H171V253H170ZM221 254H222V253H221ZM16 255H17V254H16ZM18 255H19V254H18ZM40 255H39V256H40ZM42 255H44V254H42ZM42 255H41V256H42ZM84 255H85V254H84ZM126 255H127V254H126ZM135 255H136V254H135ZM138 255H139V254H138ZM140 255H139V256H140ZM162 255H164V254H162ZM162 255H161V256H162ZM167 255H168V254H167ZM193 255H194V254H193ZM14 256H15V255H14ZM50 256H51V255H50ZM53 256H54V255H53ZM56 256H57V255H56ZM86 256H89V255L86 254ZM116 256H115V258H116ZM124 256H125V255H124ZM127 256H128V255H127ZM127 256H126V257H127ZM144 256H145V255H144ZM168 256H169V255H168ZM180 256H181V255H180ZM188 256H189V255H188ZM196 256H197V255H196ZM226 256H227V254H226ZM231 256H232V255H231ZM233 256H235V255H233ZM5 257H6V256H5ZM11 257H12V256H11ZM16 257H18V256H15V264H17V260H19V263H18V264H20V259H19V258H20V255H19V257H18L17 260H16ZM21 257H22V256H21ZM95 257H97V256H95ZM95 257H94V258H95ZM117 257H118V256H117ZM149 257H150V256H149ZM152 257H153V256H152ZM158 257H159V256H158ZM239 257H240V255H239ZM3 258H4V256L1 258V261H2ZM27 258H28V257H26V259H27ZM34 258H33V259H34ZM38 258H39V257H38ZM43 258H44V257H43ZM47 258H48V256H47ZM86 258L88 259V257H86ZM91 258H92V257H91ZM98 258H99V257H98ZM111 258H112V257H111ZM115 258H114V259H115ZM120 258H121V257H120ZM140 258H142V256H141ZM147 258H148V257H147ZM194 258H195V257H194ZM234 258H235V257H234ZM241 258H242V257H241ZM6 259H8V258H5V260H6ZM9 259H10V258H9ZM9 259H8V261H9ZM11 259H12V258H11ZM11 259H10V262H11ZM49 259H50V258H48V260H49ZM55 259H56V258H55ZM80 259H81V258H80ZM105 259H107V258H105ZM108 259H109V258H108ZM114 259H113V260H114ZM138 259H139V258H138ZM145 259H146V258H145ZM166 259H167V258H166ZM182 259H184V258H182ZM185 259H186V258H185ZM203 259H204V258H203ZM220 259H221V257H220ZM227 259H228V258H227ZM237 259H238V258H237ZM239 259H240V258H239ZM245 259H246V258H245ZM24 260H25V259H24ZM24 260H21V261H23V263H24ZM30 260H31V262L33 261L32 259H30ZM37 260H39V259H37ZM37 260H35V261H37ZM41 260H42V258L40 259V261H41ZM113 260H112V261H113ZM130 260L132 261L131 258H130ZM130 260H128V261H130ZM154 260H155V259H154ZM154 260H153V262L156 261V260H155V261H154ZM179 260H180V259H178V261H179ZM225 260H226V257H225ZM232 260H233V259H232ZM1 261H0V262H1ZM13 261H14V260H12V262H13ZM28 261H29V259L27 260V262H28ZM84 261H85V260H84ZM91 261H92V263H93V259H92ZM95 261H96V260H95ZM101 261L104 262L103 259H101L100 262H101ZM142 261H143V259H142ZM164 261H165V260H163V262H164ZM182 261H183V260H182ZM204 261H205V260H204ZM220 261H221V260H220ZM4 262H6V261L3 260V261H2V264H3ZM31 262H30V264H33V263H31ZM42 262H43V261H42ZM42 262H41V264H42ZM132 262H133V261H132ZM134 262H135V261H134ZM145 262H146V260H145ZM208 262H209V261H208ZM231 262H232V261H231ZM23 263H21V264H23ZM84 263H85V262H84ZM86 263H87V262H86ZM96 263H97V262H96ZM105 263H106V262H105ZM110 263H112V262H110ZM115 263H116V262H115ZM115 263H113V264H115ZM125 263H126V262H125ZM128 263L130 264V262H128ZM135 263H136V262H135ZM139 263H140V262H139ZM151 263H152V258H151ZM243 263H244V262H243ZM13 264H14V263H13ZM26 264H27V263H26ZM34 264H35V262H34ZM36 264H38V261L36 262ZM39 264H40V263H39ZM43 264H44V263H43ZM57 264H58V263H57ZM87 264H88V263H87ZM106 264H108V263H106ZM118 264H119V263H118ZM121 264H122V263H121ZM141 264H142V263H141ZM143 264H144V263H143ZM148 264H150V262H149ZM154 264H157V263L155 262ZM186 264H187V263H186ZM218 264H219V263H218ZM241 264H242V263H241ZM247 264H248V263H247Z\"/></svg>",
	"mask_w": 264,
	"mask_h": 264
}]
</instances>
